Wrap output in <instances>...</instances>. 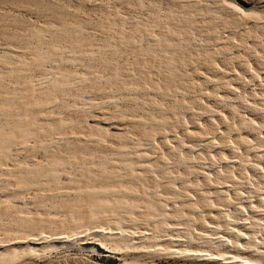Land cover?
Returning a JSON list of instances; mask_svg holds the SVG:
<instances>
[{"label":"rangeland","instance_id":"1","mask_svg":"<svg viewBox=\"0 0 264 264\" xmlns=\"http://www.w3.org/2000/svg\"><path fill=\"white\" fill-rule=\"evenodd\" d=\"M236 5H237V7H234ZM240 8H242V10L238 11ZM38 51H40V52H38ZM33 60H36L39 63L36 64L35 62H33ZM30 61L33 63H31ZM263 69H264V0H0V105H1L0 106V128L2 130H4V132L6 133L9 129L16 130L18 127H23L24 123L26 126H28L27 123H29V117L31 119V117L34 116L33 114L39 113V111H34L33 114L28 113L29 115L32 114V116L28 115V119L25 118V117H27L26 116L27 111L25 110V108L22 105H21L22 106V108H21L20 101L25 99L24 96H26L25 94L27 93V91L25 89L27 86L36 87L35 94H37V95L34 94V96H35L34 100L36 103L39 102V100H40V98H38V96L40 95L38 93V90H40V92H43L45 100H47V101L40 100V102H41L40 104H42V103H43V105L45 104L44 105L45 107L43 106L42 112L40 110V112L42 113V114L40 113V116H39V114L38 115L36 114L38 116V118H40V119L36 118V116L32 117L33 119H35V121L32 120V122H37V121L43 120L44 122L42 121V123H44V124H42V125L45 127L48 125V127H46V131H47V128L49 130V128H51L52 126L53 127L51 129H53L56 126V123L58 125V122L55 123V121L60 122V120H62V121H64V125H65V126H63V124H62L63 122H61V124H62L61 126H63L62 128H64V129L61 128V130L63 132L61 130H57L56 129L57 127H55V129H53V130H57V131H51V133H50L49 132L50 130L45 132V130H44L45 127L39 128V127H42L41 122H40V126L38 124L39 122L37 123V125L31 123V126H33V125L37 126V129H36L37 132L33 129L36 126L30 127V125H29L28 128L29 129L31 128L32 130H34L33 132H35V133L32 132L33 134L31 133L29 136H27L26 135L27 133H26L23 137H21V138L19 137V140H17V141H20V143L25 141L24 143H22L25 145L28 144V141H29L28 145L30 147L29 146L26 147V146H24L22 144H18V143L11 146L10 145V144H12V142H11L9 144V146H11V149L8 147L10 149V150H8V152L11 150H13V151H11L9 153L6 152V153H8V155L10 154L8 156L10 158V160H9V158H7V156H6L7 154L5 155V157L7 159L5 157H3L5 159L0 158V166L1 165L5 166L3 163H1L2 161L5 162L6 165L8 164L7 165L8 168H7V166H5L7 169H5V167H3V166L0 167V172L2 174V175L0 174V215L2 214V216H0V225H1L0 226L1 227L0 228V236H1L0 237V252L4 251L3 248L7 247V245L10 246L13 243H16L18 241L23 240L24 238H28V236L31 238H36V234L39 235L40 232L43 234L46 233L47 235L46 234H44V235L49 237L50 232L53 233V231L57 232V230H58L57 226L59 227V225H57L55 222L56 218H57L56 221L58 224H60L59 223L60 221H62V224L65 222L64 224H65L66 229H63V230H69V225H70L69 222H71V220H74L75 217L72 216L70 219V214H68V217H66V214L68 212L67 210H68V208H70L68 206H71V207L73 206L76 209H79L80 207L82 208V205L86 202V199L88 198L87 194H89L90 192L93 191L92 187L96 186L95 190H99V189L101 190L102 188H100L99 186L102 183L103 184L106 183V185H104V189H106L107 186L112 188L111 185L114 184L113 187L115 189L117 188L115 191V192H117L118 187H119L118 184L120 185L124 179H126L125 180L126 182L123 181V184H121V185H122V187L124 185L126 187L121 188V185H120L119 188H121V189L126 188L127 190H120L121 192L118 190V193H115L116 195L114 193L112 195L110 194L109 197L111 196V197H113V199H111V197L109 199V197H108L107 201L109 200V203H111L112 202L111 200H113L114 203L110 204L111 205L110 208H112V205H114L113 208L114 207L116 208V205L118 202L116 203L114 201V197L117 196V198L121 200V198L124 194L125 195L123 197H126L129 194V196L131 195L130 198H132V199L127 198L128 196L126 197L127 200L125 198H122V200H124V199L126 200L125 203L122 201L125 208L122 206L123 204L119 203L118 205H120V206L117 205V209L119 207H123L124 209L119 208L118 209L119 211L118 210L115 211L116 209L114 210L112 208V211L116 212V214L114 213L115 215L113 213H111L110 211L108 212V213H111L113 215L112 216L110 215L111 216L110 217L107 214L109 217H106V218H107L108 222L110 221L108 218H110L113 222L110 221L108 223L106 219H103V220L98 219V221L101 220L102 223H101V221L98 222L97 220H95L94 222L91 221V222H89V224L87 223L89 226L86 224V229L89 228V233L92 230H94L95 228L98 229L99 226L100 227L103 226L104 228L105 227L108 228L107 224L109 225V227L114 228L116 226V224H118L117 221L121 222V219H119V218H122V215H123V217L126 216L125 218L122 219L123 220L122 222L126 223L125 224L126 229H123V228H125V226L123 225L124 227H122V224H120V227H119V225H117V227L114 228L115 229L114 231H116L119 227L118 230L121 233L123 231V233L129 234L130 232H134L136 230V227H138L137 225H139L140 223H143L142 221H145L144 217H142L141 221H139L141 216H143L145 214L147 217H149L151 215L153 216V214H151L152 212H154V213L157 212V214L155 213L156 215H154L153 218L152 217L147 218L144 215L147 218L145 222H147V220L149 219L148 220V221H150L149 226L152 227L151 225L154 226L157 222H160V220H161V222H163V221H165L166 218L170 217L173 214L172 219H170L171 218L170 217L169 219H166L165 223L163 222L165 229L162 227L163 225H161L162 224L161 222H160L161 224L158 223L160 225L159 227H162L163 229L161 228L162 229L161 232H158L156 235L159 237H162L163 234H165L164 232H166L168 234V235L165 234L162 237V239L164 240V242H162V244L165 243L164 245H166V243H167L165 239H168L171 236H172V238L175 237L174 239H177L178 242L174 248L178 249L180 247V249H178V250H181V252H183L182 250H185L184 251V253H185V252H188L191 248H196V247L203 249V250L205 249L204 251L206 253H207V251L209 253H211V252L215 253V251L218 252L219 250H220L219 252H221L222 249H220L219 247H216L217 244L214 245L215 247L214 246H211V247L205 246L204 247V244L201 243V241H200L202 239V242H203L204 239L200 238L198 233H200V231H205L204 232V234H205L207 231L208 234L206 233V235L211 234L210 237H212V238H215L214 235H216V237H217V235L219 236L220 234L225 235V236L228 234L227 237L231 238L233 235L234 237H232V239H234L235 237H237L238 233L236 231L233 232V233L236 232L235 235L233 233H230V231H229L230 228H231V230H234L236 228V230L240 229L242 232L245 231L243 233H245L246 235H248L249 232H250V234H253V235L249 234V236H247L245 238L244 237L239 238L240 242L244 243L245 240H248L252 243V242H254V240L256 238L255 244H257V247H258L260 245L259 242L264 241V239H262V238H264V229H263L264 226H262L264 224V169H263L264 168V111H263L264 110V70ZM5 72H7L8 74H6ZM19 73L21 74V76ZM3 75L7 78H4ZM210 77H211V80H210ZM18 80H19V82H18ZM33 82H35V83H33ZM23 84L24 85L27 84V85L24 86ZM18 85H19V87H18ZM48 88L49 89L51 88V89L48 90ZM57 88H59V89H57ZM21 90H22V92H20ZM42 90H44V91H42ZM52 90H54V91H52ZM210 91H211V93H215V94L220 93L224 99L221 97V99L219 100L221 102L215 101L214 98H212V95H214V94L211 95ZM208 92H209V94H208ZM49 93L51 95H49ZM13 96H14V98H13ZM16 97H18V98H16ZM37 98L39 100H37ZM18 99L20 101H17ZM15 100H16V102H15ZM222 100H224V101H222ZM8 101L12 102L11 103L12 105L9 104ZM18 102H19V104H18ZM48 102H50L51 104ZM40 104L38 105L39 107H41ZM13 105H15V106H13ZM234 105H236V106H234ZM16 106L18 107V110L16 108H14ZM19 108L24 109V110H21ZM204 109H206V111ZM197 110H200L201 112L197 111ZM257 110L259 111V113ZM17 111H19L20 113ZM23 111H25V114L23 113ZM18 113H19V115L21 113H22V115L24 114L25 117H23L22 115L19 116ZM160 116H162V117H160ZM240 117H242V118H240ZM83 118H85V119L82 120ZM19 119L20 120L23 119V121H22L23 125H21V121ZM161 119L165 123H163L161 121ZM24 120H25V122H24ZM153 120H155V121H153ZM168 120H170V121H168ZM254 120H255V122L258 121L257 124H255ZM91 122H93V123H91ZM86 123L87 124L90 123L91 125L92 124H94V125L87 126ZM18 124H20V125H18ZM199 124H200V126H199ZM25 125H24V127H26ZM85 125H86V127H85ZM245 125H247V126L251 125V126L247 127ZM253 125H254V127H253ZM204 126H206V127H204ZM236 126H238V127H236ZM158 127H159V129H158ZM59 128L60 127H58V129ZM95 128H97V129L95 130ZM31 129H30V131H31ZM39 129L40 130L42 129V131L44 130L45 133L40 131ZM38 131H39V133H38ZM59 131H61V132H59ZM158 131H160V132H158ZM9 132H11V130L8 131L7 133H9ZM188 132H191V133L189 134ZM200 132H201V135L203 136V134H204V137L206 136L207 139L202 137L200 135ZM29 133L30 132H28V134ZM143 133H144V135H143ZM149 133L151 134L152 139L150 138ZM205 133H207V135ZM257 133H258V135H257ZM116 134L118 137L116 136ZM140 134H141V138H140ZM154 135H156V136L154 137ZM25 136H26V139H24ZM143 136L147 137V138H144ZM241 136H243V137H241ZM127 137H128V139H127ZM129 137L131 140L129 139ZM136 137H138V138H136ZM175 137H176V139H175ZM178 137H180V138H178ZM197 137L199 140H197ZM15 138L12 139V141L14 140L13 143L16 142ZM243 138L245 141L242 140ZM201 139H202V141H201ZM126 140H128V141H126ZM137 140H139V141L141 140V141L139 142ZM142 140H143V142H142ZM178 140H179V142H181L183 140L185 142L184 141L181 142L182 146H180V143L178 142ZM190 140H194V141L190 142ZM124 141H126V143H124ZM171 141H172V143H171ZM50 142L52 144H50ZM192 142H195V143H192ZM241 142L244 145H242ZM40 143H41V145H39ZM45 143H46V145H45ZM48 143H49V145H48ZM166 143L167 144L171 143V145L169 144L170 146L168 145L169 147L168 146L166 147ZM185 143H186V145H185ZM190 143H191V145H193V147H190L189 145H187ZM118 144L121 145L120 148H122V146L126 144L127 146H124V149H126V148L127 149L126 150H124V149L121 150L120 148L118 149ZM133 144L134 145L136 144V146H134ZM249 144H250V146H249ZM19 145H21L20 146L21 148L19 147ZM50 145H52L53 148ZM98 145H100V146H98ZM128 145H131V146L133 145L131 147V149L133 147L134 148L137 147V148L141 149L140 150L141 152L143 151V153H144V151L146 150L145 152H148V153L151 152V154L152 155L154 154V156H150L151 154L148 155V153L146 155L142 153L143 155L146 156L143 158L142 154H140L141 152L139 151V149H136V150L132 149L133 152L129 149V151H131V153H133V154H130L127 151L128 148H130ZM178 145H179V147H178ZM219 145H221V146L217 147ZM14 146H15V148H14ZM47 146H50V148ZM58 146H59V149H61L59 151L57 150ZM70 146L71 147L76 146V148L72 147L75 150L74 153H73L74 150ZM142 146L145 147V149L141 148ZM156 146H157V148H156ZM173 146H175V148H177L178 151H177V149L173 148ZM42 147H43V149H42ZM45 147H47V149ZM55 147H57L56 153L61 154L60 157H62V155H63L64 157H62V158L65 160V162H64V160H62V158L61 159L59 158L60 161L54 160V159H57L56 157H58L57 155H55L56 154L55 153ZM89 147L91 148V150ZM235 147H236V149H235ZM238 147H240V148H238ZM23 148H25V149H23ZM31 148L33 150L34 149L35 150L33 151ZM85 148H86V150H85ZM15 149H17V150L15 151ZM52 149L54 150V154L52 153V151H53ZM76 149H77V153L78 152L81 153V149L82 150L84 149L83 151H85L86 156L87 157L89 156L91 158L90 159L88 157L90 162L87 158H84L86 156H85L83 151L81 153L83 155L78 154L77 157L82 156L83 160L86 161L85 159H87L88 162L87 161L82 162L81 161L82 158H81V160L80 159L78 160L76 155H75ZM208 149L210 150V152ZM117 150H121L122 153L120 151H117ZM150 150H152V151H150ZM246 150H248V151L250 150V151L248 152ZM14 151L19 153V154L16 153V155H15ZM60 151L63 152L64 154L68 155V156L64 155ZM114 151H115V153H114ZM126 151L128 152L129 156L134 155L135 157H133V156H132L133 158L127 157L128 158L127 159L126 156L124 157V153H126ZM167 151H168V153H167ZM169 151H170V154H169ZM103 152H104V154H103ZM116 152H119L121 155L123 154V158L121 156H119V154ZM179 152H181V154H183V155L185 154V156L182 155L183 156L182 157L181 155H179L180 154ZM0 153H1L0 157L4 156V155H2L1 151H0ZM23 153H25L27 155V157ZM71 153H73V156ZM137 153H138V155H141V156H139L140 158L137 156ZM174 153H177V155ZM3 154H4V152H3ZM11 154L13 156H11ZM30 154H32V155H30ZM115 154H117V155H115ZM164 154H165V156H164ZM186 154H188L189 158H187L188 156ZM256 154H257V158H256ZM17 155H18V157H17ZM53 155H54V157L55 156L56 157L54 158ZM168 155H169V158H168ZM200 155H201V157L203 155V157L201 158ZM198 156L201 158V160ZM212 156H214V157H212ZM21 157H23V158H21ZM65 157L66 158L69 157V158L66 159ZM71 157L74 159L71 160L70 159ZM92 157L95 158L93 163H92V161H93ZM116 157H118V158H116ZM148 157H152V158L150 159ZM173 157L176 158V160L178 162L176 160H172V159H174ZM190 157H192V158L194 157L197 159L195 161L194 158H193L194 159L193 160ZM18 158H20V159H18ZM24 158H26V159H24ZM112 158H114L115 161L117 159L118 163L121 161V159H123L124 161L126 160L125 161L126 164L128 163V160H132V159H133L132 161L135 160V162L129 161L130 164L128 163L127 167L137 163L135 165L137 168L135 166H133L137 170H135L133 167L131 168V170L136 171V173H135V171L134 172L132 171V174L135 173V177H137V178L135 179L134 175L132 176L130 172H127V173L125 172V169H126V171H131V170L130 169L127 170V167H123V165L125 164V163H123L124 161L120 162V163H122V165H120L116 162L118 164L116 166L115 165L116 163L114 164L115 161ZM142 158L145 160L143 161ZM179 158L181 159V161L178 160ZM182 158L184 160H182ZM186 158L189 160H185ZM23 159H24V161H23ZM75 159H76V161H75ZM140 159H142V160H140ZM146 159H147V161H150L151 163L147 162ZM190 159H192L193 161ZM6 160H7V162H6ZM50 160L52 163H54V165L56 164L55 163L56 161L57 162L59 161L58 162L59 165L58 164H57V166L55 165L57 168H55L56 173L54 174V175L58 174L59 177H57V175H56V177H57V179L60 178L59 180H57L55 176H54V178H55L54 179L51 175L48 174L49 169L52 167H55V166H51ZM69 160H70V162H69ZM77 160H78V162L79 161L81 162V163L80 162L79 163L82 164V166H79L80 164L77 162ZM112 160H113L112 164L115 166H113L111 164ZM154 160H155V162H154L155 164H152V162ZM156 160H159V161H156ZM202 160H204V162H202ZM14 161H16V162L21 161V163L23 162V165L19 162L21 164V167H20L17 165L18 163H14ZM66 161H67V163H66ZM71 161L72 162L75 161V162L71 163ZM141 161L145 162V163H143L145 165H147L146 162L150 163L152 165H147L148 166L147 167V166L141 164L142 163ZM162 161H164L165 163ZM186 161H187V163L189 162L188 165L191 164L192 166H195V168H196V166H198L200 169L199 170L200 173L198 171H195V168L193 169V167L191 165H189V168L193 169L195 172L193 173V172L189 171L188 166L186 167L187 163L185 164ZM11 162L14 164L13 167H16L15 169H17V170L21 169L20 170L21 174H20V171L16 170V172H17L16 174L18 176L15 174V170L12 167ZM61 162L62 163L64 162L66 164L63 166L62 165L60 166ZM68 162H69V164H68ZM103 162H104V164H103ZM38 163H39V165H38L39 167L36 165ZM41 163L42 164L44 163V166ZM76 163H77V165H76ZM83 163L85 164L87 169L84 168ZM90 163H91V165L93 164V167H91V165H89ZM159 163H161V164L159 165ZM176 163H178V166ZM214 163H215V165H213ZM94 164H96L95 167H94ZM98 164H100V165H98ZM139 164H141L142 167H140L141 165H139ZM196 164H198V165H196ZM255 164H257V165H255ZM9 165L12 167V169L14 171L10 170L11 167ZM26 165H27V167H26ZM33 165H36V167H38V168L33 167ZM45 165L47 166L46 168L48 169L47 172L45 171L46 169H44ZM97 165H98V167H97ZM102 165H105V169ZM137 165H139V166H137ZM201 165H202V167H201ZM254 165H255V167H254ZM259 165L261 166V171H259L260 170V167H258ZM17 166L19 169L17 168ZM76 166L77 167L79 166L78 169L82 173H83L84 169L86 172V170H88L89 168L90 169L92 168L93 171L95 168V173H96V171H98L97 169H99V171L104 170L103 171L104 175H105V173H109L108 171L111 172L112 171L111 169H113L115 167L113 169L114 172L112 171L110 173L111 178H114V179L116 177L114 175V173H116V171H117L116 167H118V169H120V166H121V167L125 168L124 173L122 172L123 168H121L122 171L121 170L117 171L120 174L116 173V175L121 176L123 174V176H124L126 173L127 176L129 175L128 178L130 177V175H131V177L128 179L127 176L125 175L126 178L121 180V177L118 176L116 179L121 181L120 183L117 180L114 182H113V180H110V182L107 181L109 183L107 185L105 178H104V181L102 180L103 179L102 176H104L103 172H101L102 173V175L100 176L101 178H97V177H99V174H101V173L98 172V174L96 176V174H93L94 172L92 171V169L91 170L89 169L91 172L89 170H88L89 172L88 171L87 172L89 174L91 173V175H89L88 173H87L88 175H86V173L85 172L84 173L87 176V178L89 177L88 181H89V179H90V181L89 182L86 181L87 179L85 178V175H83V177H84L85 182L86 183L88 182L87 183L88 186H90L89 183H91L92 187H91L90 192L84 193L83 189H84V191H85V189L89 190L90 187H88L86 185V183H84L83 181L80 182L81 181L80 178H82V173L78 172L79 170L77 169ZM106 166H109L111 169L108 168L109 169L108 170L106 168ZM144 166L147 170L149 169V166H150V168H151V169H149L150 170L149 171L150 176L148 174H145V172L147 173V170L144 168ZM152 166H153V168H152ZM41 167L43 168L44 171H41V169H42ZM138 167H140V168H138ZM183 167H186V168L184 169ZM26 168H27L29 173L27 172ZM28 168H30V169H28ZM197 168H196V170H198ZM202 168H203V171H201ZM3 169L5 171H3ZM22 169L24 171L26 170L25 172L28 173V175H26V173H25V176H24V171ZM31 169H33L34 171L40 170L41 172H40L39 176L34 171H32ZM62 169H64V170H62ZM115 169H116V171H115ZM141 170L144 172L145 175L143 173H141L144 176L139 174L140 173L139 171H141ZM169 170H171L172 172ZM180 170L182 172V173L180 172V175H182V174L185 175V176H183V175L181 176V177H183V179H181L179 174H177L178 171H180ZM57 171H58V173H57ZM64 171L65 172L67 171L68 173L67 172L65 173ZM137 171L139 172L138 174L142 176V177L139 176V177H141V179H138L139 177L137 175ZM216 171H218V172H216ZM11 172H13V173H11ZM74 172H75V174L71 176V174H73ZM121 172H122V174H121ZM183 172H186V173H183ZM197 172H198V174H197ZM230 172H231V175H230ZM18 173L20 175H22V173H23V175L20 176ZM32 173H34L33 176H32ZM42 173H44V174H42ZM76 173H78L79 175L81 174V177L79 178L78 174H77L76 178L74 177V179H75L74 180V179H72V177L75 176ZM161 173H163V174H161ZM173 173L177 174V175H174ZM215 173H216V175H215ZM5 174L7 176L8 175L10 176V177H7L8 180H7V178H5V176H6ZM12 174H13V176L16 175L17 178H15V177L11 178ZM46 174H48V177L50 176V178H48V179L45 178L47 176ZM92 174L96 177L92 176ZM112 174L114 175V177L112 176ZM223 174H224V176H223ZM107 175H105V176H107ZM146 175H148V176L146 177ZM226 175H228V176H226ZM1 176H3L5 179ZM19 176L22 178L20 179ZM23 176L25 178L32 176L30 179L29 178L27 179L28 183H26V184H28V186H26V185L24 187L21 186V185H23V183L20 182V180L23 181V178H24ZM40 176H41V178H40ZM42 176H44L45 180H43ZM123 176H122V178H123ZM151 176H155L156 179H154L155 177H152L154 179V180H152ZM198 176H200L199 177L200 179L198 178ZM208 176L210 178H208ZM33 177L34 178L36 177L37 181H36V179L34 180ZM51 177L56 182H54L51 179ZM69 177H71V181L74 180L76 182L75 185H73L74 184L73 181H72L73 182V184H72V182L68 180V179H70ZM93 177L96 180L95 179L93 180ZM144 177H146V178H144ZM173 177L176 179H174ZM179 177L181 179L180 180L181 184L179 183ZM206 177H207V180H206ZM232 177H233V179H232ZM9 178L15 179V180L20 179V180L19 181L17 180V182H16V181L11 180ZM91 178H92V182L93 181L96 182L98 180H100L98 182H101V180L103 182L99 183V184H98V182L92 183ZM131 178H134V180L138 181V182L137 181L135 182L136 184L141 183V185L139 186L137 184V186H135L136 184L132 183L134 181ZM161 178L164 180H162ZM171 178H173L174 181ZM196 178H198V180ZM50 179L53 182H49V181H47L48 183L45 182L46 180H50ZM9 180H10V182H9ZM41 180L44 181V183L47 184V186H45V184L42 186L43 183H41V188H38L39 185L37 187H35L37 185L35 182H38V184H39V182H42ZM139 180H141V181H139ZM151 180H152V183L150 184ZM175 180H177V181L175 182ZM183 180H185L186 183H184L185 181H183ZM30 181L34 182V184L32 185L34 187L31 186L32 189H31V187H29V185H31V184H29ZM57 181H60V184L63 182V184L60 185L61 187L59 185H58L59 187L57 186L59 189L56 187H55L56 188L55 189L53 187V186H56L57 184H59V182H57ZM66 181H67V185H66ZM145 181H147V182H145ZM153 181L154 182L156 181L157 183H154ZM188 181H189V183L190 182L191 183L189 184ZM200 181H202V182L200 183ZM221 181H222V183H221ZM230 181H231V183H230ZM3 182H4V184H3ZM18 182L22 183V184L20 185ZM33 182H30V183H33ZM78 182L84 183L83 188L81 186L82 184H80V183H79L80 185L77 184ZM143 182H144V184H143ZM216 182H218V183H216ZM233 182H235L234 187H233ZM16 183H17V185L19 184L20 186L16 187ZM51 183H53V184H51ZM54 183H56V184H54ZM116 183H118V184L116 185ZM125 183H128V184L130 183L129 184V185H131V186H129L130 188L132 186L135 187V190L131 189V190H133V192L136 191L138 186L140 188L142 186V190H141L142 193H143V189L146 191L147 190L150 191L151 188H153L155 190L154 191L152 189L154 191V193L156 194V192H157L159 194V196H156L157 195L156 194L155 195L156 197H155L153 195V191L151 190V192H146V193L147 194L152 193V196L150 194L149 198L154 196L153 198L154 199L156 198V200H154L153 198L146 200V198H148L147 197L148 195L146 196V195L142 194V195H144V198H143L141 196V193H137V192H141V191L137 190L135 193H137L141 196L140 198H138V195L133 194L132 191H131L132 194L130 193L129 188L127 187L128 184H125ZM192 183L196 184L194 186L196 188L193 187ZM219 183H221V184H219ZM97 184H98V189H97ZM103 184H102V187H103ZM166 184L168 186L172 185L171 186L172 189H175V186H176L177 187L176 189H179V190L181 189L180 190L181 192L185 189L183 191V196H182V194H181V196L179 194L180 197L177 196V194L179 193L178 190H171L170 189V191H172V192L169 191L170 193H174L176 191L177 194L176 195H175V193L173 194V195H175V198H174V196L172 197V194L169 193V195H171V196H169L170 197V199H169L168 193L166 196V190L167 189L169 190L170 187L168 188V186ZM191 184H192V187H191ZM199 184H202V185H199ZM214 184H216V186ZM217 184H218V186H217ZM222 184H225L226 186L225 185L222 186ZM237 184H239V185H237ZM260 184H262V185H260ZM9 185H10V187H9ZM84 185H86V186H84ZM146 185H148V186H146ZM212 185H214V186H212ZM229 185H231L232 187ZM77 186L79 187V189L81 187L82 191H81V189L79 190L78 188H76ZM115 186H117V187H115ZM20 187L22 189H20ZM62 187H64V188H62ZM94 187H93V189H94ZM109 187H107V188H109ZM134 187H132V188H134ZM201 187L203 190L205 189V191H203L201 189ZM17 188H18V191L20 190V192H18L16 190ZM25 188H26V190H23ZM140 188H138V189L140 190ZM188 188H189V190H188ZM221 188H223V190ZM225 188H226V190H225ZM61 189H62V191L60 192ZM192 189L195 190L196 192L193 191ZM206 189L209 191H207ZM8 190L9 191L11 190L12 193H13V190H15V193H13V195H10L12 193L11 192L9 193ZM77 190L81 191L83 194L79 193V191H77ZM168 190H167V192H168ZM218 190H219V192H217ZM220 190H222V191H220ZM259 190H260V192H259ZM122 191L123 192L126 191V192L121 194ZM85 192H87V191H85ZM119 192H120V195H119ZM127 192H128V194H127ZM184 192H186V194L188 193L190 198H191L192 194L194 196L195 193H197L195 195L196 198L191 199V202H192V200L194 201V202H192V203H194V205L192 203H189L190 198L187 197L188 195L185 196L186 194ZM189 192L191 193V195ZM198 192H199V195H198ZM201 192H202V195H201ZM205 192H207V194ZM213 192H215V193H213ZM46 193H47V195H46ZM217 193H218V195H217ZM229 193H231V194H229ZM160 194H163L164 195L163 197H166L167 199L163 200L165 198H163L162 195H160ZM113 195H115V196H113ZM132 195L137 197V199L134 198ZM197 195H198V197H197ZM219 195H220V197H222V196L223 197L220 199ZM225 195H227V197ZM229 195H231V199H230ZM34 196H35V199L33 198ZM120 196H121V198H120ZM200 196H202V198ZM204 196H205V198H204ZM232 196L234 197L233 199H232ZM236 196H237V198H236ZM83 197H86L85 201H84ZM157 197H159L160 200L157 199ZM178 197H179V199H178ZM182 197H185L186 199L184 198L185 199L184 200ZM171 198H174V199H171ZM176 198L178 199V201H174V200H177ZM118 199L115 198V200H118ZM133 199L135 200V202ZM143 199L146 203H149V200H151V202H152V199H153L152 203H154V201H155L158 204V208H157L158 210L155 209L157 206H154L150 202L152 204V206H154V208L151 207L152 210H154V211H152V212L148 211V209L150 208L151 205H150V203L149 204L144 203ZM214 199H215V201H214ZM218 199H220V200H218ZM224 199L227 202H225ZM136 200L139 202H137ZM157 200H159V201L162 200L163 202L166 201L165 206H164L165 203L164 204L162 203L163 204L162 207H164L162 209H166L165 207L169 206L172 203L171 200L174 201V203H175L174 207L176 208V205H177V208H176L177 211L173 207L174 203H173V205H170L174 209L173 208L171 209L170 206H169L170 208L167 207L168 210L171 209L170 212L167 209L162 211V209H160L161 206L159 205L162 201L160 203H158L159 201H157ZM196 200H197V202H195ZM203 200L206 201V202L204 201V204H203ZM208 200H210L213 203L214 207L216 205L218 209H214L212 203L208 202ZM168 201H169V204H168ZM184 201L187 202L185 204L188 205V203H189L192 207L189 208L188 207L189 205L188 206L184 205V203H183ZM201 201H202V204H201ZM14 202L17 204H15ZM72 202L76 205H74ZM234 202H236V203L234 204ZM251 202L253 204L256 203L257 206L255 205L256 207H254V206L252 207ZM4 203H6V204L4 205ZM11 203H13L11 205L12 208L15 206V209L11 208V206H10ZM109 203L107 202L108 206H109ZM178 203H180L181 206L183 205L184 208H185V206L188 207V209L190 211L187 208L182 209V207ZM206 203H207V205L209 203H211V205L209 204L211 207L210 206L207 207ZM1 204H3L2 206L5 209L2 208ZM87 204H88V202H86V205L83 207L88 208L89 206H87ZM16 205L20 206L21 208L17 207ZM139 205H140V207H139ZM203 205L206 207L205 208L206 210L204 209V207H202ZM221 205H223L222 207L225 210L221 208ZM228 205H230L229 207L231 210H229V207H227ZM8 206H10V207H8ZM126 206H128V207H126ZM16 207L19 210H22V208H24L25 210L23 209L22 211H24L25 213L24 212L23 213L26 215L28 213L27 216H29L30 214L33 215L35 213V212L33 213V211H35V209H36L35 216L37 217V212L41 213L42 216H40V218H42V219H44V217H45L44 212L46 211L48 216L50 214V217L46 216V220H47V217L52 218V220H54L53 222H55V223H53V222H52L53 224L49 223L51 226L48 223L47 224L45 223L46 225L43 224L44 225L43 227H41L42 224H40V227H39L38 224L41 221L39 222V221L35 220L36 217H34V215L33 216L31 215L33 217V220L38 222V223L36 222L38 226L36 225V223L34 221H32V225H33V223H35L34 225L37 226V228L33 225V227H35V228H33L31 231L30 229L32 228V226L29 225L31 223H30V220H28L29 221V223H28L29 229H27L28 231L26 230V234L27 233H29V234H28V236H25L26 234H23V231H25L27 226L22 225V224H24V222H22L21 220L26 221L28 218L32 220V218H31V216L24 217L26 215L23 216V214L21 213L22 211H18V209ZM63 207H65V208H63ZM179 207H181V208H179ZM196 207L197 208L202 207V208L200 210L198 208L199 211H197ZM234 207L236 209H234ZM242 207L245 209L242 210ZM259 207L261 209H263V211H260ZM1 208H2V211H1ZM142 208H146L147 212H146V210H144ZM192 208H194V209H192ZM9 209H11V211ZM29 209H32V210L34 209V210L31 212V210H29ZM65 209H67V210H65ZM82 209L79 211L84 212L85 210L84 209L82 210ZM203 209H204V214H203ZM211 209L213 211H211ZM238 209H240V210H238ZM256 209H258L259 211ZM38 210H40V211H38ZM121 210H122V213H120ZM141 210H142V212H144L143 215L140 214ZM160 210L163 212L164 216L166 215L165 217L163 216V218H161V219H160V217H162L163 214L161 213ZM207 210H208V212L206 213ZM237 210L240 212L238 213ZM158 211H160V213L162 215L160 213H158ZM166 211H168L171 215L168 212H167L168 215L166 213H164ZM185 211L186 212L188 211V213L189 212L191 213L189 215L190 218L186 217V216H188V214ZM19 212L21 213L20 219L22 218V216L24 217L21 220L19 219V217H17V216H20V215H18ZM83 212H81V213H83ZM149 212H151V213L148 216ZM171 212H173V213H171ZM174 212H176L175 215L178 214L177 212H179V214L176 215L177 218H175ZM182 212L184 213V218H182V214H183ZM199 212H201L203 215H206V216H204L206 218L209 217L210 215L211 216H210V218H207L208 219L207 220L206 218L202 217L203 215ZM211 212L214 214H212ZM226 212L229 215L227 214V217H223V214L225 216ZM258 212L260 213L259 215H258ZM46 213H45V215H46ZM185 213L187 215H185ZM198 213H199V215H198ZM217 213L220 215L217 216ZM241 214H242V216H241ZM244 214L246 215V217H248V219L250 218L249 216L253 214L251 216V218L253 217V220L252 219H250V220H251V222L252 221L254 222V220H255L254 218H256V219L258 218L257 223L255 224L252 222L254 224V225H252L250 220L245 218ZM15 215H17V216H15ZM119 215L121 217H119ZM127 215L129 216V218H132L133 216H137V218L133 217L132 221H131V219H128V220H130L129 221L130 223L135 220L134 218L138 219V223L136 225H135V223L137 220L135 222H133L135 229H133L134 227H133L132 223L130 225L131 227L128 225L129 223L126 220V218H128ZM131 215H133V216L130 217ZM138 215H140V217ZM191 215L196 217L195 219H197L198 216H200L201 218L199 217V219H200L199 221H198V219L195 221H192V220H194L193 219L194 217H192ZM196 215H198V216H196ZM212 215L213 216L215 215L216 218H215V216L212 217ZM101 216H100V218H101ZM156 216L160 220L155 219V218H157ZM180 216L182 218V219L180 218L181 221L179 219ZM260 216H261V218H260ZM97 217H99V215ZM113 217H114V220L112 219ZM173 217L175 218L174 220H173ZM211 217L214 219L215 222L217 221L219 223V220H220L219 224H221L220 225L221 227H219L218 229H220V228H222V229L218 230V229H215V228L208 226L209 223H211V226L215 225L212 222L213 219H211ZM235 217L238 219L236 220ZM11 218H12V221H11ZM14 218H16L17 222L20 221L21 224H20V222L19 223L15 222ZM53 218H55V219H53ZM61 218H62V220L59 221V219H61ZM68 218L70 219V221ZM115 218H116V220H115ZM225 218H226V220H225ZM229 218L232 220H230ZM242 218H243V220H242ZM124 219H125V221H124ZM151 219H154L155 222H154V220L152 221ZM162 219H163V221H162ZM178 219H179V222L176 223V221H178ZM188 219H191V220L186 221ZM209 219H211L212 221ZM5 220L6 221L8 220V221L6 222ZM64 220H66V221H64ZM182 220H185V221H182ZM223 220H224L225 224L223 223ZM228 220H229V222H228ZM244 220H246L247 223H246V221L244 222ZM9 221L12 223H10ZM196 221L198 224L194 223ZM259 221H261V222H259ZM5 222H6V224L8 223L7 224L8 226L5 224ZM152 222H154V224ZM167 222L169 223V225H171V224L173 225V222H175L176 225L174 224L175 226L173 228H172V225L170 226L171 228L170 227L167 228V226H166V225H168ZM185 222L186 223L187 222H193L194 224H197V225H189V227L187 228L188 223L186 224V226H183V225H185ZM199 222H201V223H199ZM227 222H228V224H227ZM255 222H256V220H255ZM113 223H114V225H113ZM202 223L204 226L201 227ZM222 223L224 226L225 225L226 226L224 227L222 225ZM258 223L260 225V228H259ZM11 224H12V229L10 230ZM19 224L22 225L23 228H24V226L26 228L23 229ZM55 224H56V227H55ZM66 224H68V225H66ZM180 224H182V227ZM111 225L114 227H112ZM177 225H179V227H181V228H177L178 227ZM229 225H231V227H229ZM244 225H245V227H244ZM255 225H257V226L255 227ZM149 226H148V228H149ZM247 226H248V230L246 229ZM19 227H21V229H22V232H21L22 236H20L21 230ZM159 227L156 228V232L158 231L157 229H159ZM223 227L225 228V230H227L226 228L229 227L228 230L226 231V234H225V230ZM4 228H5V230L9 229L8 230L9 232L11 231L10 234H8V235L12 234L11 237L10 236L7 237L8 236L7 232L4 233L5 230L2 231ZM129 228H131L132 231L129 230ZM182 228L184 229V231ZM241 228H243V229H241ZM253 228H254V230L256 228V231H254ZM40 229H42V230H40ZM121 229H123V230H121ZM188 229L190 231H188ZM208 229H209V231H208ZM258 229H259V231H262L260 233L263 236H260V234H258L259 233ZM18 230H20V231H18ZM49 230H50V232H49ZM81 230L87 231V230H85V225H84L83 229H81ZM146 230H148L149 233H151L150 229H146ZM180 230H181V234L179 233ZM192 230L194 232H192ZM196 230H198V232ZM212 230H213V232L210 233ZM222 230H224V231H222ZM12 231H14V233L16 232V234H14ZM59 231L60 230H58V232ZM108 231H110V230H108ZM119 231H117V232H119ZM159 231H160V229H159ZM176 231H178V232H176ZM185 231L188 234V236H186L187 234L184 235ZM220 231H222V233H224V234H222ZM252 231L255 233H253ZM170 232H173V234H171ZM191 232L193 234L194 233L195 234L193 235V234H191ZM216 232H217V234H216ZM256 232H258V233H256ZM159 233L161 234V236ZM2 234H5V235L2 236ZM176 234H177L178 238H176ZM166 235L169 237L167 238ZM255 235H257V236L254 238ZM94 237H96V238H94ZM238 237L235 238V240L236 239L238 240ZM258 237L260 240L258 239ZM16 238H18L19 240ZM182 238H184L185 240H183ZM198 238H199V240H198ZM249 238H252V241ZM37 239H39V238H36V240ZM40 239L37 240L38 242H40L39 246H37V247H39L40 250L37 251L36 253L39 252L38 255L41 253L42 254L44 253L42 256L41 255L36 256L35 255L36 253H35L34 255L33 254L28 255L27 254V257H25L26 255L24 254V257H21L22 258L21 259L18 257V256L23 255V254L20 255L21 253L15 254L14 256H12L11 252L8 253V251H4L5 253H3V255H1V256H5L4 254L8 253L10 256L8 254H6V255L10 259L7 256L0 257V264H11V263L12 264H124V262H125L124 259L129 256V254L127 252H124V251L122 252L121 251L122 249L120 250L121 247H119V249L114 247L112 241H111V243H108V242H110L109 239L101 238L100 236L97 237L96 235L93 236V235L88 234L82 240H73V241L70 240L69 242H65V243L56 242L55 244L52 243V241L50 239L49 240H47V238H42L41 240ZM43 239H45L46 241H43ZM9 240H10V242H9ZM134 240H136L137 244H138L137 245L136 243H134V247L135 246L143 247L142 246V245H144L143 242L141 243V241H139V239H137V238H135ZM195 240H196V242H195ZM197 240H198V242H197ZM258 240H259V242H258ZM136 241H134V242H136ZM151 241H154V240L151 239V240H149V242L147 241L148 244L152 243ZM187 241H189V242H187ZM47 242H49V244L51 243V245H49ZM120 242H121V244L123 243L124 245L127 243V241H125V240H121ZM147 242L144 246L148 245ZM190 242L193 244H191ZM97 243H100L102 246L105 245L104 249H102L100 246H98ZM153 243H155V242H153ZM197 243H198V246H197ZM86 244L95 247L97 250L92 249V248L89 249V247H85ZM177 246H179V247H177ZM181 246H183L185 248L182 249ZM260 246H262V244ZM134 247L132 249H134ZM188 247H190V248L187 249ZM202 247H204V248H202ZM206 247H207V251H206ZM105 249L107 251L109 249V251H110L109 253L111 256L106 257V256L102 255L103 252L101 253L100 251L105 250ZM117 249H118V251H117ZM119 251H121L122 253ZM121 254H122V256H121ZM240 255L241 256H243V255L248 256V254L243 253V251H241ZM11 256H12V258H11ZM13 260H14V262H13ZM159 264H167V263H159ZM186 264H188V263H186Z\"/></svg>","mask_w":264,"mask_h":264},{"label":"bare ground","instance_id":"2","mask_svg":"<svg viewBox=\"0 0 264 264\" xmlns=\"http://www.w3.org/2000/svg\"><path fill=\"white\" fill-rule=\"evenodd\" d=\"M229 7H230V6H229ZM234 7H237V5L234 6ZM236 9H237V8H236ZM236 9H235V10H236ZM241 10H242V8H240L238 11H241ZM240 13H241V12H240ZM243 15H244V14H243ZM255 20H256V19H255ZM181 33H182V32H181ZM77 34H78V33H77ZM73 36H74V35H73ZM77 36H78V35H77ZM193 47H194V46H193ZM35 50H36V49H35ZM35 50H34V51H35ZM38 52H40V51H38ZM167 52H168V51H167ZM36 53H37V52H36ZM197 53H198V52H197ZM34 54H35V53H34ZM36 55H37V54H36ZM46 55H47V54H46ZM163 55H164V54H163ZM39 57H40V56H39ZM28 58H29V57H28ZM45 58H46V57H45ZM41 60H42V59H41ZM31 61H32V60H31ZM31 61H30V62H31ZM33 62H35L36 64L39 63V62H37L36 60H33ZM33 62H31V63H33ZM89 62H90V61H89ZM161 62H162V61H161ZM148 64H149V63H148ZM162 64H163V63H162ZM18 65H19V64H18ZM28 65H29V64H28ZM35 66H36V65H35ZM27 67H28V66H27ZM221 68H222V67H221ZM19 69H20V68H19ZM249 69H250V68H249ZM263 70H264V69H263ZM18 72H19V71H18ZM172 72H173V71H172ZM260 72H261V71H260ZM5 73L8 74L7 72H5ZM21 73H22V72H21ZM186 73H187V72H186ZM19 74H20V73H19ZM19 74H18V75H19ZM80 74H81V73H80ZM16 75H17V74H16ZM3 76H4V75H3ZM20 76H21V74H20ZM81 76H82V75H81ZM166 76H167V75H166ZM255 76H256V75H255ZM18 77H19V76H18ZM23 77H24V76H23ZM84 77H85V76H84ZM207 77H208V76H207ZM4 78H7V77L4 76ZM21 78H22V77H21ZM67 78H68V77H67ZM53 79H54V78H53ZM83 79H84V78H83ZM207 79H208V78H207ZM23 80H24V79H23ZM31 80H32V79H31ZM49 80H50V79H49ZM210 80H211V77H210ZM18 82H19V80H18ZM18 82H17V83H18ZM76 82H77V81H76ZM76 82H75V83H76ZM79 82H80V81H79ZM217 82H218V81H217ZM231 82H232V81H231ZM236 82H237V81H236ZM20 83H21V82H20ZM33 83H35V82H33ZM47 83H48V82H47ZM182 83H183V82H182ZM72 84H73V83H72ZM72 84H71V85H72ZM141 84H142V83H141ZM23 85H24V84H23ZM26 85H27V84H26ZM26 85H24V86H26ZM50 85H51V84H50ZM60 85H61V84H60ZM64 85H65V84H64ZM77 85H78V84H77ZM137 85H138V84H137ZM39 86H40V85H39ZM18 87H19V85H18ZM21 87H22V86H21ZM34 88H35V89H34ZM59 88H60V87H59ZM59 88H57V89H59ZM40 89H41V88H40ZM50 89H51V88H50ZM50 89L48 88V90H50ZM145 89H146V88H145ZM229 89H230V88H229ZM25 90L27 91V93L25 94L26 96H24V98H25V99H23L24 101H23V100L20 101L19 99H18L17 101H20V106L22 105V106L25 108V110L27 111V114H26L27 117L24 116L25 111H23V113H24L23 115H22V113H21L20 115H22L23 117H25V118L28 119V115H29L28 113H32V114H33L34 111H39V113H35V114H33L34 116H32V114L29 115V116H32V117H35V116H36V118H38L37 115L39 114V116H40V113L42 112V108H43V106L45 105V104L43 105V103L40 104V103H41L40 100H42V101H47V100H45V97H44V95H43V92H40V90H38V93H39L41 96H40V95L38 96V98H40V100L37 98V100H39V102L36 103L35 100H34V99H35L34 94H35V91H36V87H33V86H27ZM48 90H47V91H48ZM209 90H210V89H209ZM215 90H216V89H215ZM42 91H44V90H42ZM52 91H54V90H52ZM207 91H208V90H207ZM218 91H219V90H218ZM20 92H22V90H21ZM257 92H258V91H257ZM41 93H42V94H41ZM50 93H51V92H50ZM50 93H49V95H51ZM59 93H60V92H59ZM210 93H211V91H210ZM218 93H219V92H218ZM208 94H209V92H208ZM212 94H214V95H212ZM219 94H220V93H219ZM219 94L211 93L212 98H214L215 101H219V100L221 99L222 96H221V94H220V95H219ZM35 95H37V94H35ZM206 95H207V94H206ZM8 96H9V95H8ZM52 96H53V95H52ZM209 96H210V95H209ZM209 96H208V97H209ZM22 97H23V96H22ZM46 97H47V96H46ZM145 97H146V96H145ZM8 98H9V97H8ZM13 98H14V96H13ZM13 98H12V99H13ZM16 98H18V97H16ZM126 98H127V97H126ZM222 98H223V97H222ZM68 99H69V98H68ZM209 99H210V98H209ZM223 99H224V98H223ZM74 100H75V99H74ZM252 100H253V99H252ZM160 101H161V100H160ZM222 101H224V100H222ZM6 102H7V101H6ZM8 102H9V101H8ZM15 102H16V100H15ZM103 102H104V101H103ZM199 102H200V101H199ZM219 102H221V101H219ZM11 103H12V102H9V104H11ZM21 103H22V104H21ZM48 103H50V102H48ZM98 103H99V102H98ZM101 103H102V102H101ZM216 103H217V102H216ZM229 103H230V102H229ZM7 104H8V103H7ZM14 104H15V103H14ZM18 104H19V102H18ZM39 104L41 105V107L38 106ZM50 104H51V103H50ZM11 105H12V104H11ZM15 105H16V104H15ZM15 105H13V106H15ZM145 105H146V104H145ZM225 105H226V104H225ZM251 105H252V104H251ZM0 106H1V105H0ZM22 106H21V108H22ZM226 106H227V105H226ZM234 106H236V105H234ZM44 107H45V106H44ZM55 107H56V106H55ZM55 107H54V108H55ZM88 107H89V106H88ZM212 107H213V106H212ZM8 108H9V107H8ZM14 108H16V109L18 110V107H17V106L14 107ZM21 108H19V109H21ZM80 108H81V107H80ZM83 108H84V107H83ZM93 108H94V107H93ZM156 108H157V107H156ZM207 108H208V107H207ZM235 108H236V107H235ZM154 109H155V108H154ZM169 109H170V108H169ZM180 109H181V108H180ZM180 109H179V110H180ZM214 109H215V108H214ZM1 110H2V109H1ZM21 110H24V109H21ZM40 110H41V112H40ZM157 110H158V109H157ZM189 110H190V109H189ZM200 110H201V109H200ZM200 110H197V111H200ZM204 110L206 111V109H204ZM229 110H230V109H229ZM236 110H237V109H236ZM234 111H235V110H234ZM257 111H258V110H257ZM263 111H264V110H263ZM15 112H16V111H15ZM17 112H19V111H17ZM43 112H44V111H43ZM143 112H144V111H143ZM200 112H201V111H200ZM236 112H237V111H236ZM19 113H20V112H19ZM19 113H18V115H19ZM83 113H84V112H83ZM147 113H148V112H147ZM155 113H156V112H155ZM258 113H259V111H258ZM13 114H14V113H13ZM36 114H37V115H36ZM41 114H42V113H41ZM77 114H78V113H77ZM182 114H183V113H182ZM237 114H238V113H237ZM20 115H19V116H20ZM52 115H53V114H52ZM52 115H51V116H52ZM60 115H61V114H60ZM148 115H149V114H148ZM159 115H160V114H159ZM161 115H162V114H161ZM201 115H202V114H201ZM234 115H235V114H234ZM13 116H14V115H13ZM22 116H21V117H22ZM85 116H86V115H85ZM85 116H84V117H85ZM153 116H154V115H153ZM162 116H163V115H162ZM162 116H160V117H162ZM167 116H168V115H167ZM14 117H15V116H14ZM32 117H31V119H30V117H29V123H27L28 126H26L25 123H24V125H25L26 127H24V125H23V123H22L23 119H22V120L19 119V120L21 121V125H23V127H18V126L16 125L18 128H17L16 130L9 129L8 131L11 130V132H9V133H7L8 131L5 133L4 130H2V129L0 128V151L2 152V155H4V156L1 155V156H2V157H0L1 159H2L3 157H5L6 154H7V155H6L7 158H9L8 156H9L10 154L8 155V153L11 152V151H13V150H11V151H9V152H8V150L11 149V146H12V145H14V144H16V143H18V144H22V143H24L25 141L22 142V143H20V141H17V140H19V137H20V138L23 137L26 133H27L26 135L29 136L34 130L36 131V129H37V126H36V125H37L38 122H39V123H38L39 126H40V122H41V126H42V127H39V128H44V127H45V126L42 125V124H44V123H42L43 120H40V121H37V122H32V120L35 121V119H33ZM58 117H59V116H58ZM138 117H139V116H138ZM154 117H155V116H154ZM170 117H171V116H170ZM48 118H49V117H48ZM163 118H164V117H163ZM163 118H162V119H163ZM171 118H172V117H171ZM171 118H170V119H171ZM194 118H195V117H194ZM240 118H242V117H240ZM38 119H40V118H38ZM84 119H85V118H83L82 120H84ZM140 119H141V118H140ZM162 119H161V121L163 122ZM210 119H211V118H210ZM251 119H252V118H251ZM262 119H263V118H262ZM72 120H73V119H72ZM101 120H102V119H101ZM155 120H156V119H155ZM155 120H153V121H155ZM173 120H174V119H173ZM195 120H196V119H195ZM244 120H245V119H244ZM27 121H28V120H27ZM46 121H47V120H46ZM86 121H87V120H86ZM157 121H158V120H157ZM168 121H170V120H168ZM168 121H167V122H168ZM196 121H197V120H196ZM208 121H209V120H208ZM215 121H216V120H215ZM252 121H253V120H252ZM13 122H14V121H13ZM24 122H25V120H24ZM43 122H44V121H43ZM50 122H51V121H50ZM56 122H58V125H57ZM61 122H63L62 124H63V126H65V125H64V121H62V120H60V122H59V121H55V123H56V126H55V127H57V128H56L57 130H61V128L63 127V126H61V125H62ZM74 122H75V121H74ZM82 122H83V121H82ZM87 122H88V121H87ZM127 122H128V121H127ZM150 122H151V121H150ZM162 122H161V123H162ZM209 122H210V121H209ZM211 122H212V121H211ZM216 122H217V121H216ZM240 122H241V121H240ZM254 122H255V120H254ZM257 122H258V121H256L255 124H257ZM16 123H17V122H16ZM18 123H19V122H18ZM31 123L36 124V125H33V124H32L33 126H31ZM45 123H46V122H45ZM51 123H52V122H51ZM66 123H67V122H66ZM79 123H80V122H79ZM91 123H93V122H91ZM163 123H165V122H163ZM195 123H196V122H195ZM252 123H253V122H252ZM49 124H50V123H49ZM53 124H54V123H53ZM68 124H69V123H68ZM71 124H72V123H71ZM75 124H76V123H75ZM82 124H83V123H82ZM147 124H148V123H147ZM150 124H151V123H150ZM156 124H157V123H156ZM158 124H159V123H158ZM175 124H176V123H175ZM196 124H197V123H196ZM225 124H226V123H225ZM249 124H250V123H249ZM259 124H260V123H259ZM18 125H20V124H18ZM29 125H30V127H35V126H36V127L33 128L34 130H32V129L30 128V129H31V131H30V129L28 128ZM50 125H51V124H50ZM86 125L89 126V125H91V124H90V123H89V124L86 123ZM86 125H85V127H86ZM92 125H94V124H92ZM92 125H91V126H92ZM98 125H99V124H98ZM138 125H139V124H138ZM141 125H142V124H141ZM153 125H154V124H153ZM67 126H68V125H67ZM195 126H196V125H195ZM199 126H200V124H199ZM212 126H213V125H212ZM214 126H215V125H214ZM218 126H219V125H218ZM245 126H247V125H245ZM249 126H251V125H249ZM249 126H247V127H249ZM256 126H257V125H256ZM13 127H14V126H13ZM46 127H48V125H47ZM46 127H45V129H44L45 132H47V131H49V130H50V131H49L50 133H51V131H57V130H53V129H55V127H54L53 129H51L53 126H52L51 128H49V130H48V128H47V131H46ZM58 127H60V128L58 129ZM204 127H206V126H204ZM233 127H234V126H233ZM236 127H238V126H236ZM253 127H254V125H253ZM80 128H81V127H80ZM88 128H89V127H88ZM97 128H98V127H97ZM97 128H95V130H96ZM140 128H141V127H140ZM152 128H153V127H152ZM161 128H162V127H161ZM210 128H211V127H210ZM224 128H225V127H224ZM231 128H232V127H231ZM260 128H261V127H260ZM14 129H15V128H14ZM62 129H64V128H62ZM82 129H83V128H82ZM93 129H94V128H93ZM100 129H101V128H100ZM150 129H151V128H150ZM153 129H154V128H153ZM158 129H159V127H158ZM162 129H163V128H162ZM179 129H180V128H179ZM229 129H230V128H229ZM238 129H239V128H238ZM249 129H250V128H249ZM39 130H40V129H39ZM44 130L42 131V129H41L40 131L44 132ZM85 130H86V129H85ZM90 130H91V129H90ZM101 130H102V129H101ZM144 130H145V129H144ZM148 130H149V129H148ZM207 130H208V129H207ZM227 130H228V129H227ZM254 130H255V129H254ZM61 131H62V130H61ZM61 131H59V132H61ZM128 131H129V130H128ZM184 131H185V130H184ZM236 131H237V130H236ZM239 131H240V130H239ZM252 131H253V130H252ZM28 132H30V133L28 134ZM36 132H37V131H36ZM42 132H41V133H42ZM45 132H44V133H45ZM49 132H48V133H49ZM62 132H63V131H62ZM64 132H65V131H64ZM101 132H102V131H101ZM150 132H151V131H150ZM158 132H160V131H158ZM191 132H192V131H191ZM191 132H188V133L190 134ZM195 132H196V131H195ZM198 132H199V131H198ZM233 132H234V131H233ZM33 133H35V132H33ZM33 133H32V134H33ZM38 133H39V131H38ZM44 133H43V134H44ZM53 133H54V132H53ZM57 133H58V132H57ZM107 133H108V132H107ZM163 133H164V132H163ZM184 133H185V132H184ZM202 133H203V132H202ZM125 134H126V133H125ZM132 134H133V133H132ZM134 134H135V133H134ZM147 134H148V133H147ZM182 134H183V133H182ZM193 134H194V133H193ZM198 134H199V133H198ZM198 134H197V135H198ZM205 134L207 135V133H205ZM240 134H241V133H240ZM100 135H101V134H100ZM112 135H113V134H112ZM120 135H121V134H120ZM120 135H119V136H120ZM143 135H144V133H143ZM152 135H153V134H152ZM200 135H201V132H200ZM257 135H258V133H257ZM38 136H39V135H38ZM44 136H45V135H44ZM116 136H117V134H116ZM138 136H139V135H138ZM147 136H148V135H147ZM149 136H150V138H151V134H150V133H149ZM155 136H156V135H154V137H155ZM167 136H168V135H167ZM180 136H181V135H180ZM184 136H185V135H184ZM198 136H199V135H198ZM201 136H202V135H201ZM237 136H238V135H237ZM239 136H240V135H239ZM15 137H16V138H15ZM17 137H18V138H17ZM101 137H102V136H101ZM101 137H100V138H101ZM117 137H118V136H117ZM143 137H144V136H143ZM163 137H164V136H163ZM168 137H169V136H168ZM193 137H194V136H193ZM193 137H192V138H193ZM195 137H196V136H195ZM202 137H204V134H203ZM208 137H209V136H208ZM241 137H243V136H241ZM241 137H240V138H241ZM14 138H15V141H16V142L13 143L14 140L12 141V139H14ZM55 138H56V137H55ZM90 138H91V137H90ZM94 138H95V137H94ZM119 138H120V137H119ZM125 138H126V137H125ZM136 138H138V137H136ZM140 138H141V134H140ZM144 138H147V137H144ZM173 138H174V137H173ZM178 138H180V137H178ZM188 138H189V137H188ZM204 138L207 139L206 136H205ZM244 138H245V137H244ZM244 138L242 139L243 141H245ZM22 139H23V138H22ZM24 139H26V136L24 137ZM28 139H29V138H28ZM62 139H63V138H62ZM69 139H70V138H69ZM127 139H128V137H127ZM129 139H130V137H129ZM151 139H152V138H151ZM154 139H155V138H154ZM175 139H176V137H175ZM211 139H212V138H211ZM237 139H238V138H237ZM20 140H21V139H20ZM64 140H65V139H64ZM130 140H131V139H130ZM144 140H145V139H144ZM194 140H195V139H194ZM194 140H190V142H191V141H194ZM197 140H199L198 137H197ZM208 140H209V139H208ZM208 140H207V141H208ZM239 140H240V139H239ZM242 140H241V141H242ZM262 140H263V139H262ZM27 141H28V140H27ZM70 141H71V140H70ZM95 141H96V140H95ZM126 141H128V140H126ZM126 141H124V143H126ZM137 141H139V140H137ZM140 141H141V140H140ZM140 141H139V142H140ZM152 141H153V140H152ZM167 141H168V140H167ZM183 141H184V140H183ZM183 141H181V142H183ZM201 141H202V139H201ZM209 141H210V140H209ZM227 141H228V140H227ZM11 142H12V144H10ZM62 142H63V141H62ZM66 142H67V141H66ZM131 142H132V141H131ZM142 142H143V140H142ZM145 142H146V141H145ZM169 142H170V141H169ZM176 142H177V141H176ZM178 142H179V140H178ZM181 142H179V143H180V146H182ZM184 142H185V141H184ZM186 142H187V141H186ZM231 142H232V141H231ZM233 142H234V141H233ZM46 143H47V142H46ZM46 143H45V145H46ZM120 143H121V142H120ZM122 143H123V142H122ZM136 143H137V142H136ZM155 143H156V142H155ZM171 143H172V141H171ZM171 143H168V144L166 143V147H167L169 144L171 145ZM192 143H195V142H192ZM201 143H202V142H201ZM203 143H204V142H203ZM207 143H208V142H207ZM228 143H229V142H228ZM241 143H242V142H241ZM9 144H10L11 146H9ZM28 144H29V141H28ZM28 144H26V145H25V144H22V145H24V146L27 147V146H29ZM34 144H35V143H34ZM43 144H44V143H43ZM50 144H52V143L50 142ZM54 144H55V143H54ZM61 144H62V143H61ZM127 144H128V143H127ZM175 144H176V143H175ZM208 144H209V143H208ZM229 144H230V143H229ZM250 144H251V143H250ZM250 144H249V146H250ZM39 145H41V143H40ZM48 145H49V143H48ZM133 145H134V144H133ZM133 145H132V146H133ZM147 145H148V144H147ZM170 145H169V146H170ZM185 145H186V143H185ZM185 145H184V146H185ZM187 145H189L190 147H193V145H191V143H190V144H187ZM215 145H216V144H215ZM232 145H233V144H232ZM234 145H235V144H234ZM238 145H239V144H238ZM242 145H244V144L242 143ZM20 146H21V145H19V147H20ZM50 146H52V145H50ZM50 146H47V147L50 148ZM54 146H55V145H54ZM59 146H60V145H59ZM59 146H58V149H57L58 151L61 150V149H59ZM98 146H100V145H98ZM108 146H109V145H108ZM124 146H127V145L125 144V145L122 146V148H120L121 145L118 144V149L120 148V149L122 150V149H124ZM128 146H129L130 148H128L127 151H128L130 154H133V153H131L132 149H134V150L139 149V148H137V147H136V148L133 147V148L131 149L132 146H131V145H128ZM134 146H136V144H135ZM144 146H145V145H144ZM169 146H168V147H169ZM176 146H177V145H176ZM200 146H201V145H200ZM212 146H213V145H212ZM220 146H221V145H219V146H217V147H220ZM239 146H240V145H239ZM8 147H9L10 149H9ZM22 147H23V146H22ZM29 147H30V146H29ZM34 147H35V146H34ZM47 147H45V148L47 149ZM70 147H71V146H70ZM72 147H73V148H76V146H72ZM72 147H71V148H72ZM77 147H78V146H77ZM178 147H179V145H178ZM185 147H186V146H185ZM196 147H197V146H196ZM201 147H202V146H201ZM215 147H216V146H215ZM14 148H15V146H14ZM20 148H21V147H20ZM35 148H36V147H35ZM52 148H53V146H52ZM56 148H57V147H55V153H56ZM73 148H72V149H73ZM89 148H90V147H89ZM125 148H126V147H125ZM141 148H144V149H145V147H143V146H142ZM149 148H150V147H149ZM156 148H157V146H156ZM173 148H175V146H173ZM173 148H172V149H173ZM197 148H198V147H197ZM203 148H204V147H203ZM211 148H212V147H211ZM238 148H240V147H238ZM17 149H18V148H17ZM17 149H15V151H16ZM23 149H25V148H23ZM26 149H27V148H26ZM31 149H32V148H31ZM42 149H43V147H42ZM79 149H80V148H79ZM115 149H116V148H115ZM126 149H127V148H126ZM126 149H124V150H126ZM129 149H130L131 151H129ZM147 149H148V148H147ZM161 149H162V148H161ZM175 149H177V148H175ZM180 149H181V148H180ZM184 149H185V148H184ZM190 149H191V148H190ZM192 149H193V148H192ZM198 149H199V148H198ZM213 149H214V148H213ZM213 149H212V150H213ZM235 149H236V147H235ZM244 149H245V148H244ZM253 149H254V148H253ZM256 149H257V148H256ZM19 150H20V149H19ZM19 150H18V151H19ZM28 150H29V149H28ZM32 150H33V149H32ZM34 150H35V149H34ZM34 150H33V151H34ZM52 150H53V149H52ZM73 150H74V149H73ZM83 150H84V149H83ZM83 150L81 149V153H82ZM85 150H86V148H85ZM88 150H89V149H88ZM88 150H87V151H88ZM90 150H91V148H90ZM121 150H117V151H120V152L122 153ZM140 150H141V149H139V151H140ZM168 150H169V149H168ZM173 150H174V149H173ZM188 150H189V149H188ZM201 150H202V149H201ZM208 150H209V149H208ZM228 150H229V149H228ZM15 151H14V152H15ZM29 151H30V150H29ZM29 151H28V152H29ZM79 151H80V150H79ZM109 151H110V150H109ZM115 151H116V150H115ZM115 151H114V153H115ZM127 151H126V153H124V157H125V156H126V158H127V157H128V158H129V157L131 158L132 156L135 157L134 155H132V156L130 155V156H129ZM137 151H138V150H137ZM145 151H146V150H145ZM145 151H144V153H143V151H142V152L140 151V152H141L140 154L143 153V154L146 155L148 152H145ZM150 151H152V150H150ZM150 151H149V152H150ZM162 151H163V150H162ZM170 151H171V150H170ZM170 151H169V154H170ZM177 151H178V149H177ZM202 151H203V150H202ZM232 151H233V150H232ZM246 151H248V150H246ZM249 151H250V150H249ZM249 151H248V152H249ZM3 152H4V154H3ZM6 152H8V153H6ZM60 152H61V151H60ZM60 152H59V153H60ZM74 152H75V150L73 151V153H74ZM83 152H84V154H85V151H83ZM132 152H133V151H132ZM134 152H135V151H134ZM154 152H155V151H154ZM187 152H188V151H187ZM209 152H210V150H209ZM209 152H208V153H209ZM217 152H218V151H217ZM230 152H231V151H230ZM16 153H17V152H15V155H16ZM52 153L54 154V150L52 151ZM61 153H63V152H61ZM73 153H71L72 156H73ZM81 153H80V152L77 153V149H76V154H75L76 157H77L78 154L80 155ZM93 153H94V152H93ZM96 153H97V152H96ZM116 153H118L119 156H121V157L123 158V154L121 155L119 152H116ZM155 153H156V152H155ZM167 153H168V151H167ZM172 153H173V152H172ZM177 153H178V152H177ZM177 153H174V154L177 155ZM179 153H180L179 155H181V156L183 155V154H181V152H179ZM201 153H202V152H201ZM218 153H219V152H218ZM238 153H239V152H238ZM258 153H259V152H258ZM0 154H1V153H0ZM17 154H19V153H17ZM20 154H21V153H20ZM23 154L26 155L25 153H23ZM43 154H44V153H43ZM45 154H46V153H45ZM63 154H64V153H63ZM71 154H70V155H71ZM103 154H104V152H103ZM112 154H113V153H112ZM125 154H126V155H125ZM135 154H136V153H135ZM143 154H142L143 158L146 157V156L143 155ZM149 154H151V152L148 153V155H149ZM159 154H160V153H159ZM30 155H32V154H30ZM34 155H35V154H34ZM47 155H48V154H47ZM55 155H57L58 157L55 156L57 159H54V160H59V158L61 159L62 157H64L63 155H62V157H60L61 154H57V153H56ZM64 155H66V154H64ZM81 155H83V154H81ZM95 155H96V154H95ZM115 155H117V154H115ZM186 155L188 156V154H186ZM206 155H207V154H206ZM211 155H212V154H211ZM11 156H13V155L11 154ZM11 156H10V157H11ZM66 156H68V155H66ZM85 156H86V154H85ZM119 156H118V157H119ZM137 156L139 157V156H141V155H138V153H137ZM137 156H136V157H137ZM150 156H154V154H153V155L151 154ZM164 156H165V154H164ZM166 156H167V155H166ZM183 156H185V154H184ZM183 156H182V157H183ZM254 156H255V155H254ZM15 157H16V156H15ZM15 157H14V158H15ZM17 157H18V155H17ZM23 157H24V156H23ZM23 157H21V158H23ZM26 157H27V155H26ZM51 157H52V156H51ZM51 157H50V158H51ZM53 157H54V155H53ZM55 157H54V158H55ZM88 157H89V156H88ZM88 157L86 156V157H84V158H87V159H88ZM97 157H98V156H97ZM118 157H116V158H118ZM133 157H132V158H133ZM174 157H175V156H174ZM174 157H173V158H174ZM177 157H178V156H177ZM194 157H195V156H194ZM194 157H193V158H194ZM198 157H199V156H198ZM200 157H201V155H200ZM200 157H199V158H200ZM202 157H203V155H202ZM202 157H201V158H202ZM210 157H211V156H210ZM212 157H214V156H212ZM224 157H225V156H224ZM5 158H6V157H5ZM5 158H3V159H5ZM7 158H6V159H7ZM12 158H13V157H12ZM65 158H66V157H65ZM67 158H69V157H67ZM67 158H66V159H67ZM81 158H82V160H81ZM89 158H90V157H89ZM92 158H93V157H92ZM119 158H120V157H119ZM128 158H127V159H128ZM139 158H140V157H139ZM143 158H142V159H143ZM148 158L151 159L152 157H148ZM153 158H154V157H153ZM155 158H156V157H155ZM158 158H159V157H158ZM158 158H157V159H158ZM165 158H166V157H165ZM168 158H169V155H168ZM180 158H181V157H180ZM180 158H179L178 160L181 161ZM187 158H189V156H188ZM187 158H186L185 160H189V159H187ZM190 158H192V157H190ZM193 158H192V159H193ZM199 158H198V159H199ZM201 158H200V160H201ZM221 158H222V157H221ZM256 158H257V154H256ZM18 159H20V158H18ZM24 159H26V158H24ZM24 159H23V161H24ZM47 159H48V158H47ZM70 159L72 160V159H74V158L71 157ZM77 159H78V160L80 159L82 162L84 161L82 156H81V157H80V156L77 157ZM87 159H85V160L87 161ZM90 159H91V158H90ZM94 159H95V158H93L92 163L94 162ZM112 159L115 161L114 158H112ZM124 159H125V158H124ZM142 159H140V160H142ZM159 159H160V158H159ZM171 159H172V158H171ZM171 159H170V160H171ZM192 159H190V160H192ZM194 159H195V161H196L197 158H194ZM194 159H193V160H194ZM213 159H214V158H213ZM215 159H216V158H215ZM225 159H226V158H225ZM9 160H10V158H9ZM12 160H13V159H12ZM21 160H22V159H21ZM43 160H44V159H43ZM54 160H53V161H54ZM62 160H64V159L62 158ZM78 160H77V162H78ZM88 160H89V159H88ZM113 160L111 161V164L113 163ZM132 160H133V159H132ZM132 160H128V163H129V161H130V162H135V160H134V161H132ZM144 160H145V159H143V161H144ZM168 160H169V159H168ZM172 160H176V158H174V159H172ZM172 160H171V161H172ZM182 160H184V159L182 158ZM193 160H192V161H193ZM17 161H18V160H17ZM41 161H42V160H41ZM59 161H60V160H59ZM59 161H58V162H59ZM75 161H76V159H75ZM75 161H74V162H75ZM86 161H84V162H86ZM121 161H124V160L121 159ZM121 161H120V162H121ZM125 161H126V160H125ZM125 161L123 162V163H125V164L123 165V167H127V165H128V163L126 164ZM146 161H147V159H146ZM156 161H159V160H156ZM176 161H177V160H176ZM230 161H231V160H230ZM232 161H233V160H232ZM234 161H235V160H234ZM238 161H239V160H238ZM262 161H263V160H262ZM6 162H7V160H6ZM19 162L21 163V161H19ZM19 162L14 161V163H18L17 165L21 167V164L23 165V162H22L21 164H20ZM54 162H55V161H54ZM58 162H57V161L55 162V163H56V164H55L56 166H57V164L59 165ZM64 162H65V160H64ZM64 162H63V163H64ZM69 162H70V160H69ZM69 162H68V164H69ZM74 162L71 161V163H74ZM79 162H80V161H79ZM79 162H78V163H79ZM87 162H88V161H87ZM89 162H90V160H89ZM116 162H117V159H116V161L114 162V164H115ZM120 162H119V163L117 162V163L120 164V165H122V163H120ZM136 162H137V161H136ZM141 162H142V161H141ZM147 162H150V161H147ZM147 162H146L147 165L155 164V163H154L155 160L152 162V164H150L151 162H150V163H147ZM162 162H164V161H162ZM162 162H161V163H162ZM172 162H173V161H172ZM177 162H178V161H177ZM202 162H204V160H202ZM215 162H216V161H215ZM1 163H3L5 166L8 165V164L6 165V163L3 162V161H2ZM11 163H12V162H11ZM35 163H36V162H35ZM50 163H51V166H55L54 163L51 162V160H50ZM61 163H62V162H61ZM61 163H60V166H61V165L63 166V165H65V164L67 163V161H66V163H64V164H63V163L61 164ZM80 163H81V162H80ZM80 163H79V164H80ZM95 163H96V162H95ZM100 163H101V162H100ZM117 163L115 164L116 166L118 165ZM138 163H139V162H138ZM143 163H145V162H142L141 164H143ZM161 163H159V165H160ZM164 163H165V162H164ZM186 163H187V161L185 162V164H186ZM188 163H189V162H188ZM188 163H187L186 167L188 166V168H189V165H191V164L188 165ZM191 163H192V162H191ZM193 163H194V162H193ZM41 164H42V163H41ZM52 164H53V165H52ZM79 164H78V165H79ZM103 164H104V162H103ZM106 164H107V163H106ZM129 164H130V163H129ZM133 164H134V163H133ZM136 164H137V163H135L134 165H130V166H129L130 168L127 167V170H129V169L131 170V168H132L133 166H135ZM141 164H139V165H141ZM171 164H172V163H171ZM176 164H177V166H178V163H176ZM183 164H184V163H183ZM199 164H200V163H199ZM262 164H263V163H262ZM11 165H12V167H13L14 164L12 163ZM36 165L38 166L39 163L36 164ZM36 165H33V167H36ZM42 165L44 166V163H43ZM46 165H47V164H46ZM46 165H45V168H44L43 166H42V167H43L44 169H46L45 171L47 172L48 169L46 168V167H47ZM76 165H77V163H76ZM83 165H84V168L87 169L84 163H83ZM89 165H91V163H90ZM89 165H88V166H89ZM95 165H96V164H94V167H95ZM98 165H100V164H98ZM98 165H97V167H98ZM107 165H108V164H107ZM109 165H110V164H109ZM112 165H113V164H112ZM115 165H113V166H115ZM125 165H126V166H125ZM139 165H137V166H139ZM143 165H145V164H143ZM147 165H145V166H147ZM156 165H157V164H156ZM162 165H163V164H162ZM165 165H166V164H165ZM194 165H195V164H194ZM196 165H198V164H196ZM213 165H215V163H214ZM227 165H228V164H227ZM232 165H233V164H232ZM255 165H257V164H255ZM255 165H254V167H255ZM1 166H3V165H1ZM1 166H0V167H1ZM5 166H3V167H5ZM9 166H10V165H9ZM15 166H16V165H15ZM18 166H17V168H18ZM29 166H30V165H29ZM31 166H32V165H31ZM49 166H50V165H49ZM49 166H48V167H49ZM51 166H50V167H51ZM56 166H55V167H52V168L49 167L50 169H49L48 174L51 175L53 178H54V176L56 177V175H57V177H59L58 174L54 175V174L56 173V172H55V168H57ZM79 166H82V164H80ZM79 166H78V167H79ZM102 166H103L104 169H105V165H102ZM110 166H111V165H110ZM145 166H144V168H145ZM191 166H192V165H191ZM203 166H204V165H203ZM217 166H218V165H217ZM3 167H2V168H3ZM10 167H11V166H10ZM12 167L10 168V170H12V171L15 170V174H16V173H17V172H16L17 169H15L16 167H13L14 170L12 169ZM24 167H25V166H24ZM26 167H27V165H26ZM38 167H39V166H38ZM38 167H36V168H38ZM42 167H41V168H42ZM70 167H71V166H70ZM76 167H77V166H76ZM78 167H77V169H78ZM91 167H93V164L91 165ZM123 167L120 166V169H118V167H116V168H117V171H120V170L122 171L121 168H123ZM135 167H136V166H135ZM140 167H142V165H141ZM140 167H138V168H140ZM147 167H148V166H147ZM154 167H155V166H154ZM180 167H181V166H180ZM186 167H183V168L185 169ZM192 167H193V169L195 168V166H192ZM197 167H198V166H196V168H197ZM201 167H202V165H201ZM201 167H200V168H201ZM230 167H231V166H230ZM239 167H240V166H239ZM258 167H260V170H259V171H261V166L259 165ZM258 167H257V168H258ZM7 168H8V166H7ZM7 168L5 167V169H7ZM22 168H23V167H22ZM31 168H32V167H31ZM43 168L41 169V171H44ZM58 168H59V167H58ZM64 168H65V167H64ZM71 168H72V167H71ZM80 168H81V167H80ZM106 168H107V169H108V168L111 169L109 166H106ZM114 168H115V167H114ZM114 168H113V169H114ZM133 168H134V167H133ZM136 168H137V167H136ZM152 168H153V166H152ZM173 168H174V167H173ZM176 168H177V167H176ZM188 168H187V169H188ZM196 168H195V171H198V172H199V170H200L199 167L197 168L198 170H196ZM227 168H228V167H227ZM18 169H19V168H18ZM28 169H30V168H28ZM81 169H82V168H81ZM85 169L83 170V173L85 172ZM89 169H90V168H89ZM89 169H88V170H89ZM91 169H92V168H91ZM91 169H90V170H91ZM107 169H106V170H107ZM109 169H108V170H109ZM113 169H111V170L114 172ZM124 169H125V168H123V171H122L123 173H124ZM134 169H135V168H134ZM145 169H146V168H145ZM149 169H151L150 166H149ZM149 169H148V170L146 169V170H147V173L145 172V174H148V175L150 176V174H149V171H150V170H149ZM157 169H158V168H157ZM160 169H161V168H160ZM190 169H191V168H189V171H191V172H193V173L195 172L193 169H191V170H190ZM263 169H264V168H263ZM263 169H262V170H263ZM8 170H9V169H8ZM20 170H21V169H20ZM20 170H17V171H20ZM22 170H23V169H22ZM26 170H27V168H26ZM26 170H25V171H26ZM31 170L34 171L33 169H31ZM36 170H37V169H36ZM62 170H64V169H62ZM66 170H67V169H66ZM78 170H79V169H78ZM88 170H86V172H85L86 175L89 174L88 172H89L90 170H89V171H88ZM97 170H98V171H96V173H95V168H94V171H93V169H92V171L94 172L93 174H96V176H97L98 172L101 173V172L104 171V170H103V171H101V170L99 171V169H97ZM106 170H105V171H106ZM135 170H137V169H135ZM135 170L126 171V169H125V172H126V173H127V172H130L131 175H132V176L134 175V177H135V173H136ZM146 170H145V171H146ZM163 170H164V169H163ZM178 170H179V169H178ZM182 170H183V169H182ZM3 171H5V170L3 169ZM23 171H24V170H23ZM25 171H24V176H25V173H26ZM32 171H31V172H32ZM38 171H39V172H38ZM41 171H40V170H37V171H34V172L39 176V174H40ZM67 171H68V170H67ZM67 171H66V172H67ZM75 171H76V170H75ZM87 171H88V172H87ZM112 171H111V172H112ZM115 171H116V169H115ZM117 171H116V173H117V174H120V173L117 172ZM132 171H133V172L135 171V173L132 174ZM141 171H142V170H141ZM141 171H139L140 173L137 171V175H138V177L144 174V172H143V171L141 172ZM159 171H160V170H159ZM169 171H171V170H169ZM186 171H187V170H186ZM201 171H203V168H202ZM257 171H258V170H257ZM27 172H28V170H27ZM64 172H65V171H64ZM66 172H65V173H66ZM69 172H70V171H69ZM78 172H80V170H79ZM90 172H91V171H90ZM108 172H109V173H105V175L108 174L110 177H109L108 175L105 176V175H104V172H103V175L105 176V177L102 176V177H103V179H102L103 181H104V178H105L106 182H107V181L110 182V180H113V182H114V181L117 180L116 178H117L118 176L121 177V180H123V179L126 178V176H127L126 173H125L126 176L124 175V176H125V177H124L123 174H122V172H121V174H122L121 176H120V175L117 176L116 173H114V175L116 176L115 179H114V178H111V174H110L111 172H110V171H108ZM151 172H152V171H151ZM151 172H150V173H151ZM171 172H172V171H171ZM174 172H175V171H174ZM180 172H181V170L178 171L177 174H179V176L181 177L183 174L180 175ZM198 172H197V174H198ZM204 172H205V171H204ZM216 172H218V171H216ZM3 173H4V172H3ZM7 173H8V172H7ZM11 173H13V172H11ZM28 173H29V172H28ZM28 173H26V175H28ZM57 173H58V171H57ZM60 173H61V172H60ZM67 173H68V172H67ZM71 173H72V172H71ZM80 173H82V172H80ZM83 173H82V178H80V177H81V174L79 175L78 173H76V175L73 176L72 179H74V177L76 178V176H77V174H78V177H79L80 180H81L80 182L83 181L84 183H86L85 180H84V177H83V175H85V173H84V174H83ZM87 173H88V174H87ZM130 173H129V174H130ZM138 173H139V174L143 173V174L139 175ZM153 173H154V172H153ZM164 173H165V172H164ZM181 173H182V172H181ZM183 173H186V172H183ZM199 173H200V172H199ZM205 173H206V172H205ZM220 173H221V172H220ZM0 174H1V172H0ZM18 174H19V173H18ZM20 174H21V171H20ZM20 174H19V175H20ZM33 174H34V173H32V176H33ZM42 174H44V173H42ZM48 174H46L47 176L45 177V178H47V179L50 178V176L48 177ZM74 174H75V172H74L73 174H71V176L74 175ZM93 174H92V176H94ZM145 174H144V175H145ZM154 174H155V173H154ZM161 174H163V173H161ZM167 174H168V173H167ZM173 174H174V173H173ZM177 174H174V175H177ZM190 174H191V173H190ZM203 174H204V173H203ZM207 174H208V173H207ZM226 174H227V173H226ZM241 174H242V173H241ZM247 174H248V173H247ZM1 175H2V174H1ZM5 175H6V174H5ZM16 175H17V174H16ZM16 175L13 176V174H12V175H11V178H12V177L17 178ZM22 175H23V173H22ZM22 175H20V176H22ZM29 175H30V174H29ZM37 175H36V176H37ZM86 175H85V178L87 179L86 181H88V178H89V177L87 178ZM89 175H91V173H90ZM101 175H102V173L99 174V177H97V178H101V177H100ZM114 175L112 174L113 177H114ZM131 175H130V177H131ZM137 175H136V176H137ZM144 175H143V176H144ZM148 175H146V177H147ZM155 175H156V174H155ZM191 175H192V174H191ZM215 175H216V173H215ZM230 175H231V172H230ZM17 176H18V175H17ZM20 176H19V177H20ZM24 176H23V177H24ZM32 176H31V177H32ZM96 176H94V177H96ZM122 176H123V178H122ZM128 176H129V175H128ZM128 176H127V178H128ZM160 176H161V175H160ZM183 176H185V175H183ZM203 176H204V175H203ZM223 176H224V174H223ZM226 176H228V175H226ZM240 176H241V175H240ZM240 176H239V177H240ZM1 177H3V176H1ZM7 177H10V176H9V175H8V176L6 175L5 178H7ZM26 177H27V176H26ZM31 177H28V178L30 179ZM42 177H43V180H45L44 176H42ZM52 177H51V179H52ZM57 177H56V179H57ZM94 177H93V180L95 179ZM130 177H129V178H130ZM141 177H142V176H141ZM141 177H139L138 179H141ZM146 177H144V178H146ZM152 177H155V176H151V179H152V180L156 179V177H155L154 179H153ZM162 177H163V176H162ZM176 177H177V176H176ZM180 177H179V183H180V180L183 179V177H181V179H180ZM186 177H187V176H186ZM199 177H200V176H198V178H199ZM236 177H237V176H236ZM258 177H259V176H258ZM3 178H4V177H3ZM3 178H2V179H3ZM5 178H4V179H5ZM11 178H9V179H11ZM21 178H22V177H20V179H21ZM28 178H25V177H24V178H23V181H21L20 179H16V180H15V179H11V180H14V181H16V182H17V180H18V181L20 180V182H22L23 185H21L22 183H19V182H18V183H19L21 186L24 187L25 185L28 186V184H26V183H28V180H27ZM33 178H34V177H33ZM40 178H41V176H40ZM40 178H39V179H40ZM69 178H70V179H68V180L71 181V177H69ZM129 178H128V179H129ZM136 178H137V177H135V179H136ZM144 178H143V179H144ZM169 178H170V177H169ZM173 178H174V177H173ZM173 178H171V179H173ZM184 178H185V177H184ZM188 178H189V177H188ZM198 178H196V179L198 180ZM204 178H205V177H204ZM208 178H210V177L208 176ZM225 178H226V177H225ZM240 178H241V177H240ZM35 179H36V177L34 178V180H35ZM39 179H38V180H39ZM51 179H50V180H46L45 182H46V183H48L47 181H49V182H53L54 180L52 179L53 181H51ZM54 179H55V178H54ZM59 179H60V178H58L57 180H59ZM131 179H133V181H134V182L131 181L132 183H135V182L137 181V180H134V178H131ZM147 179H148V178H147ZM161 179H162V178H161ZM174 179H176V178H174ZM174 179H173V181H174ZM177 179H178V178H177ZM186 179H187V178H186ZM199 179H200V178H199ZM217 179H218V178H217ZM226 179H227V178H226ZM232 179H233V177H232ZM7 180H8V178H7ZM34 180H33V181H34ZM74 180H75V179H74ZM74 180H72V181L74 182V184H73V182L71 181L73 185H75V183H76ZM95 180H96V179H95ZM102 180H101V182H98V181H100V180H98V181H96V182H98V184H99V183H102V182H103ZM125 180H126V179H124L123 181L126 182ZM152 180H151L150 184L152 183ZM162 180H164V179H162ZM165 180H166V179H165ZM206 180H207V177H206ZM33 181H30V182H33ZM36 181H37V179H36ZM41 181H42V180H41ZM76 181H77V180H76ZM78 181H79V180H78ZM89 181H90V179H89ZM89 181H88V182H89ZM117 181H119V180H117ZM123 181H122L121 184H123ZM127 181H128V180H127ZM139 181H141V180H139ZM142 181H143V180H142ZM157 181H158V180H157ZM168 181H169V180H168ZM168 181H167V182H168ZM176 181H177V180H175V182H176ZM183 181H185V180H183ZM191 181H192V180H191ZM203 181H204V180H203ZM224 181H225V180H224ZM9 182H10V180H9ZM9 182H8V183H9ZM12 182H13V181H12ZM30 182H29V184H31V185H29V187H31V186L34 184V182H33V183H30ZM54 182H56V181H54ZM57 182H59V184H57L56 186H53L54 188H55V187L58 188L61 184H63V182H62L61 184H60V181H57ZM80 182H78L77 184H78V185L82 184L81 186H82V188H83V184H84V183H80ZM88 182H87V183H88ZM91 182H92V178H91ZM96 182L93 181L92 183H96ZM108 182H107V185L109 184ZM111 182H112V181H111ZM113 182H112V183H113ZM120 182H121V181H119V183H120ZM137 182H138V181H137ZM145 182H147V181H145ZM153 182H154V181H153ZM201 182H202V181H200V183H201ZM204 182H205V181H204ZM210 182H211V181H210ZM227 182H228V181H227ZM235 182H236V181H235ZM235 182H233V187L235 186V185H234ZM24 183H25V184H24ZM35 183L37 184V185L35 184V185H36L35 187H37L38 185L40 186V187L38 186V188H41V183H43L42 186L45 184L44 181L39 182V184H38V182H35ZM64 183H65V182H64ZM79 183H80V184H79ZM87 183H86V185L88 186ZM104 183H105V182H104ZM132 183H131V184H132ZM139 183H140V182H139ZM154 183H157V182L155 181ZM154 183H153V184H154ZM184 183H186V181H185ZM188 183H189V181H188ZM190 183H191V182H190ZM190 183H189V184H190ZM205 183H206V182H205ZM216 183H218V182H216ZM221 183H222V181H221ZM221 183H219V184H221ZM223 183H224V182H223ZM230 183H231V181H230ZM252 183H253V182H252ZM3 184H4V182H3ZM19 184L17 185V183H16V187H19V186H20ZM51 184H53V183H51ZM54 184H56V183H54ZM89 184H90V186H88V187H90V189H89V190H86V189H85V191H87V192H85L84 189H83V192H84V193H88V192L91 191V187H92V186H91V183H89ZM98 184H97V189H98ZM102 184H103V183H102ZM102 184L99 186L100 188H102L101 190H100V189H99V190H95V187H96V186H95V187L93 186L94 189H93V187H92V190H93V191L90 192L89 194H87V196H88L87 199H88V200L86 199V197H83V198H84V201H85V199H86V202H88L87 206H89L88 208H84V207H83V206L86 205V202L82 205V208L85 210L84 212L81 211V212H83V213H81V212L79 211V210L82 209L81 207H80L79 209H76V208L73 207V206H72V207H71V206H68V207H70V208H68V210L65 209V210H67V211L69 212V213H68V212L66 211V212H67L66 217H68V214H70V219H71L72 216L75 217L74 220H71L72 223L69 222V223H70V225H69V230H63V229H66V228H65V224H64V223H65L64 221H66V220H64V221H63L64 223L62 224V221H60V220H62V218H61V219H59L60 222L58 221L60 224H58L57 221H56L57 218H56V219L53 218V219H55L56 224L59 225V227L57 226V228H58V230H60V231L58 232V230L56 229L57 232H55V231H53V230L51 229V230L53 231V233H51L50 230H49V232L51 233V234L49 233V235H50L49 237L46 236V235H47L46 233H44V234H46V235H44L43 233L40 232L39 235L36 234V238H39V239H40V238H41V239H42V238H47V240L50 239V240L52 241V243L55 244L56 242H62V243H65V242H69L70 240H71V241H73V240H82V239H84L85 236L88 235V234L93 235V236L96 235L97 237L100 236L101 238L109 239L110 242H108V243H111V241H112L114 247H116V248H118V249H119V247H121L120 250L122 249V250H121L122 252L124 251V252H127V253L129 254V256L126 257V258L124 259V261H125L124 264H159V263H167V264H173V263H174V264H186V263H188V264H264V241L259 242L260 239H259V237H258V239H259L258 242L260 243V245L262 244V246L259 245V246L257 247V244H255V240H256L255 237H256L257 235H255V236H254V238H255L254 242L251 243L250 241L245 240L244 243H243V242L241 243L239 238H243V237L245 238V237L249 236L250 232L248 231L249 234L246 235L245 233H243V232H245V231L242 232L240 229H238V230H239V231H238V230H236V228H235L234 230H231V228H230L229 231H230V233H233L234 231H236V232L238 233L237 237L239 236V237H238V240H237V239L235 240V238H237V237H235L234 239H232V237H234L233 235H232L231 238L227 237L228 234H227L226 236L220 234L219 236L217 235V237H216V235H214L215 238H212V237H210L211 234H210V235H206L207 231H206V233L204 234L205 231H200L201 229L199 230L200 233H198V234H199L200 238H203V239H204L203 242H202V239L200 240L201 243L204 244V247H205V246H208V247L210 246V247H211V246H214V245L217 244L216 247H219L220 249H222L221 252H219V251H220V250H219L218 252L215 251V253H212V252L209 253V252L207 251V247H206V251H207V253L204 251L205 249L203 250V249H200V248H197V247H196V248H191L188 252H185V253H184L185 250H182L183 252H181V250H178V249H180L179 246H177V247H179L178 249H175V248H174L175 245H177L178 240H177V239H174L175 237L172 238V236H171V237L167 236L168 234H167L166 232H164V231H163V232H164L165 234H167V235H166L167 238H168V237H169V238H168V239H165V238H164V239L166 240V242H167L166 245H164L165 243L162 244V242H164V240L162 239V237H163L165 234H163L162 237H159V236H157L156 234H157L158 232H161V230L164 228L163 222L165 223V222H166V219H169L170 217H171L170 219H172L173 214L171 215L169 212H170V210L175 206L174 201H178V199H179V197L181 196V194H182V196H183V191L185 190V189H184V190L181 192V191H180L181 189H180V190H179V189H176V188H177L176 186H175V189H172V187H171L172 185H171V186H168V185H167L168 183H167L166 185L168 186V188H169V187H170V188H169V190L167 189L168 192H167V190H166V196H167V193H168V198L170 199L169 196H171V195H169V193L172 192V191H170V189H171V190H178V191H179L178 194L176 193V191H175V192L173 191V192L175 193V195L177 194V196H179V194H180V196L178 197V199L176 198L177 200H174V201L171 200L172 203H171L170 205H173V203H174L173 207H171V206L169 205V206L171 207V209H169V210L167 209V207H169V206H166V207H165L169 212L166 211V212H164V213H166L167 215H168V213H169L171 216L169 215L170 217H168V218H166V219L164 218L165 221H163V219H162L163 222H161L160 219L163 218V216H164V214H163L162 211H164V210H166V209H162V208H164V207H162V205H163L166 201L163 202V201L161 200V201H162V202H161V201H159V200H160L159 197H157V199H159V200H157V201H159L158 203L161 202V203L159 204V205L161 206V208H160V207H159V208L162 209V211H161V210H160V211H161V213H162L163 215L160 213V211H158V213H160V214L162 215V217H160V219H158V217L156 216L157 218H155V219L160 220V222H161L162 224H161L160 222H157L154 226L151 225V226L153 227V228H152V227L149 226V224H150V223H149L150 221H148L149 219L147 220L148 223L145 222L147 218H149V217H152V218H153L154 215L157 214V212H155L156 214H155L154 212H152V211H154V210H152L151 207L154 208V206H157L155 209L158 208V204H157L155 201H154V203H152V202H153V199H154L153 197H154L156 194H157L156 196H159V194H158L157 192H156V194H155V193H154L155 190H154L153 188H151V190H152V189L154 190V191L152 190L154 196L151 197V198H153V199H152V202H151V200H149V203L151 202L154 206H152V204L150 203V205H151L150 208H151V209L149 208L148 211H151L152 213L149 212V213H148V216H149L150 213L153 214V216L151 215V216L147 217V216L144 214V212H142V210H141V211H140V214H141V215L144 214L147 218H146L144 215L141 216V217H140V215H138V216L140 217L139 221H141V218H142V217L145 218V221H142L143 223H140L139 225H137L138 227H136V230H135V231L133 230L134 232H130V231H129V232H130L129 234H125V233H123V231H122V233H121V232L118 230L119 227H120V224H122V227H124L125 224H126V223L122 222V221H123L122 219L125 218L126 216L123 217V215H122V218H119V219H121V222H120V221H117L118 224H116V226H115V227H117V225H119V227H118V229H117L116 231H114V230H115V229H114V228H115L114 226L111 225L112 227H114V228H111V227H109V225L107 224L108 228H106V227L104 228L103 226H101V227L99 226L98 229L95 228L94 230L91 231L92 233H91V232L89 233V228L86 229V224H87V223L89 224V222H91V221L94 222L95 220L98 221V219H101V220L106 219V220H107L106 217H109L110 215L112 216L114 213L116 214L115 211H117L119 208L124 209L125 206H124V204L122 203V201L125 203V201L127 200L126 197H127V196H128L127 198H130V197H131V195L129 196L128 192H127L128 195H127L126 197H123L125 194H124L123 196L121 195L122 198H125L126 200H125V199L122 200L121 196H120L121 200L118 199L117 196L114 197V201H115L116 203L118 202L117 205H118L119 203H120V204H123L122 206H123L124 208H123V207H119V208L117 209V205H116V208H115V207L113 208L114 205H112V208H113L114 210L116 209V210L113 212V211H112V208H110V207H111L110 204H111V203H114V202H113V200H111L112 202L110 201L111 203H109V200L107 201V199H108V197H109L110 194L112 195L113 193H114V194H115V193H118V190H119V191H120V190H127L126 188H125V189H121V188L126 187V186L124 185V186L122 187V185L120 184V185H121V188H119L120 185H119L118 183H116V185L118 184L119 187H118L117 192H115L117 188L115 189V188L113 187L114 184L111 185L113 189H112L111 187H109V186H107V187H109V188L106 187V189H104V185H106V183L103 184V187H102ZM110 184H111V183H110ZM125 184H128V183H125ZM129 184H130V183H129ZM129 184H128L127 187L129 188L130 193H131V191L133 192V190H131V189H134V190H135V187L132 186V187H134V188H132V187L130 188L129 186H131V185H129ZM135 184H136V183H135ZM137 184H138V183H137ZM137 184H136L135 186H137ZM143 184H144V182H143ZM180 184H181V183H180ZM180 184H179V185H180ZM192 184H193V183H192ZM192 184H191V187H192ZM210 184H211V183H210ZM225 184H226V183H225ZM225 184H222V186L225 185ZM49 185H50V184H49ZM58 185H59V186H58ZM66 185H67V181H66ZM68 185H69V184H68ZM86 185H84V186H86ZM133 185H134V184H133ZM138 185L140 186L141 183L138 184ZM184 185H185V184H184ZM195 185H196V184L194 183V184H193V187H194ZM199 185H202V184H199ZM214 185L216 186V184H214ZM214 185H212V186H214ZM231 185H232V184H231ZM231 185H229V186H231ZM237 185H239V184H237ZM260 185H262V184H260ZM45 186H47V184H45ZM57 186H58V187H57ZM69 186H70V185H69ZM69 186H68V187H69ZM139 186L137 187L136 191H137V190H138V191H141V190H142V186H141V188H140ZM146 186H148V185H146ZM173 186H174V185H173ZM217 186H218V184H217ZM225 186H226V185H225ZM9 187H10V185H9ZM32 187H34V186H32ZM32 187H31V189H32ZM60 187H61V186H60ZM88 187H87V188H88ZM115 187H117V186H115ZM157 187H158V186H157ZM159 187H160V186H159ZM165 187H166V186H165ZM165 187H164V188H165ZM191 187H190V188H191ZM197 187H198V186H197ZM203 187H204V186H203ZM205 187H206V186H205ZM220 187H221V186H220ZM231 187H232V186H231ZM231 187H230V188H231ZM247 187H248V186H247ZM26 188H27V187H26ZM26 188L23 189V190H26ZM56 188H55V189H56ZM62 188H64V187H62ZM76 188L79 189L78 186H77ZM85 188H86V187H85ZM138 188H140V190H139ZM149 188H150V187H149ZM154 188H155V187H154ZM166 188H167V187H166ZM173 188H174V187H173ZM183 188H184V187H183ZM185 188H186V187H185ZM194 188H196V187H194ZM199 188H200V187H199ZM199 188H198V189H199ZM209 188H210V187H209ZM235 188H236V187H235ZM11 189H12V188H11ZM13 189H14V188H13ZM20 189H22V188L20 187ZM28 189H29V188H28ZM46 189H47V188H46ZM48 189H49V188H48ZM58 189H59V188H58ZM58 189H57V190H58ZM74 189H75V188H74ZM80 189H81V187H80ZM80 189H79V190H80ZM157 189H158V188H157ZM157 189H156V190H157ZM162 189H163V188H162ZM186 189H187V188H186ZM201 189H202V187H201ZM221 189L223 190V188H221ZM233 189H234V188H233ZM233 189H232V190H233ZM16 190L18 191V188H17ZM43 190H44V189H43ZM79 190H77V191H79ZM129 190H128V191H129ZM151 190H150V191H149V190L146 191V190L143 189V193H142V191H141V192H137V193H141V196H142L143 198H144V195H146V196L148 195V196H147L148 198L145 197L146 200H148V199H151V198H149V197H150V194H151V196H152V193L147 194L146 192H151ZM188 190H189V188H188ZM192 190H193V189H192ZM202 190H203V189H202ZM206 190H207V189H206ZM222 190H220V191H222ZM225 190H226V188H225ZM8 191H9V190H8ZM21 191H22V190H21ZM41 191H42V190H41ZM47 191H48V190H47ZM61 191H62V189L60 190V192H61ZM73 191H74V190H73ZM81 191H82V189H81ZM81 191H79V193H82ZM136 191H135V192H136ZM169 191H170V192H169ZM193 191H195V190H193ZM203 191H205V189H204ZM207 191H209V190H207ZM261 191H262V190H261ZM10 192H11V190L9 191V193H10ZM18 192H20V190H19ZM18 192H17V193H18ZM120 192H121V191H120ZM120 192H119V195H120ZM124 192H126V191H124ZM124 192L122 191L121 194H123ZM135 192H133V194L138 195V198H140L141 196H140L139 194L135 193ZM144 192H145L146 194H145ZM162 192H163V191H162ZM180 192H181V193H180ZM195 192H196V191H195ZM215 192H216V191H215ZM215 192H213V193H215ZM217 192H219V190H218ZM223 192H224V191H223ZM223 192H222V193H223ZM236 192H237V191H236ZM259 192H260V190H259ZM7 193H8V192H7ZM11 193H12V192H11ZM13 193H15V190H13ZM13 193L10 194V195H13ZM39 193H40V192H39ZM67 193H68V192H67ZM174 193H170V194H172V197L174 196V198H175V195H173ZM184 193L186 194V192H184ZM189 193H190V192H189ZM192 193H193V192H192ZM205 193L207 194V192H205ZM213 193H212V194H213ZM220 193H221V192H220ZM241 193H242V192H241ZM23 194H24V193H23ZM28 194H29V193H28ZM36 194H37V193H36ZM64 194H65V193H64ZM82 194H83V193H82ZM131 194H132V193H131ZM142 194H144V195H142ZM196 194H197V193H195V195H196ZM208 194H209V193H208ZM229 194H231V193H229ZM38 195H39V194H38ZM46 195H47V193H46ZM115 195H116V194H115ZM115 195H113V196H115ZM160 195H162V197L164 196L163 194H160ZM187 195H188V193H187L185 196H187ZM190 195H191V193H190ZM195 195H194V196H195ZM198 195H199V192H198ZM198 195H197V197H198ZM201 195H202V192H201ZM204 195H205V194H204ZM217 195H218V193H217ZM217 195H216V196H217ZM220 195H221V194H220ZM220 195H219V197H220ZM257 195H258V194H257ZM257 195H256V196H257ZM1 196H2V195H1ZM41 196H42V195H41ZM79 196H80V195H79ZM132 196H133L134 198L137 199V197H135L134 195H132ZM156 196H155V197H156ZM192 196H193V194L191 195V198L189 197V195L187 196V197L190 198V202L188 201L189 203L194 202L193 200H192V202H191V199H192V198H193V199L196 198V196H195V197H194V196L192 197ZM225 196L227 197V195H225ZM229 196H230V199H231V195H229ZM3 197H4V196H3ZM9 197H10V196H9ZM16 197H17V196H16ZM31 197H32V196H31ZM44 197H45V196H44ZM55 197H56V196H55ZM110 197H111V196H110ZM110 197H109V199H110ZM200 197L202 198V196H200ZM209 197H210V196H209ZM219 197H218V198H219ZM222 197H223V196H222ZM222 197H220V199H221ZM226 197H225V198H226ZM239 197H240V196H239ZM244 197H245V196H244ZM4 198H5V197H4ZM33 198L35 199V196H34ZM40 198H41V197H40ZM47 198H48V197H47ZM57 198H58V197H57ZM81 198H82V197H81ZM115 198L118 199V200H115ZM160 198H161V197H160ZM163 198H165V199H163V200H166V199H167L166 197H163ZM174 198H171V199H174ZM182 198L184 199L185 197H182ZM204 198H205V196H204ZM207 198H208V197H207ZM216 198H217V197H216ZM233 198H234V197L232 196V199H233ZM236 198H237V196H236ZM70 199H71V198H70ZM79 199H80V198H79ZM111 199H113V197H111ZM130 199H132V198H130ZM180 199H181V198H180ZM185 199H186V198H185ZM185 199H184V200H185ZM208 199H209V198H208ZM220 199H218V200H220ZM228 199H229V198H228ZM28 200H29V199H28ZM41 200H42V199H41ZM133 200H134V199H133ZM154 200H156V198H155ZM188 200H189V199H188ZM198 200H199V199H198ZM224 200H225V199H224ZM237 200H238V199H237ZM237 200H236V201H237ZM248 200H249V199H248ZM129 201H130V200H129ZM136 201H137V200H136ZM141 201H142V200H141ZM143 201H144V199H143ZM143 201H142V202H143ZM169 201H170V200H169ZM169 201H168V204H169ZM204 201H205V200H203V204H204ZM214 201H215V199H214ZM234 201H235V200H234ZM250 201H251V200H250ZM6 202H7V201H6ZM8 202H9V201H8ZM10 202H11V201H10ZM41 202H42V201H41ZM76 202H77V201H76ZM81 202H82V201H81ZM107 202L109 203V206L107 205ZM132 202H133V201H132ZM134 202H135V200H134ZM137 202H139V201H137ZM147 202H148V201H147ZM179 202H180V201H179ZM195 202H197V200H196ZM205 202H206V201H205ZM208 202H211V201L208 200ZM208 202H207V203H208ZM225 202H227V201L225 200ZM229 202H230V201H229ZM240 202H241V201H240ZM14 203H15V202H14ZM68 203H69V202H68ZM72 203H73V202H72ZM72 203H71V204H72ZM116 203H115V204H116ZM144 203H146V202L144 201ZM149 203H146V204H149ZM162 203H163V204H162ZM176 203H177V202H176ZM183 203H184V205H186V206L189 205V206H188L189 208L192 207L189 203H188V205L185 204V203H187V202H185V201H184ZM199 203H200V202H199ZM207 203H206V206L209 207V206L211 205L212 202L209 203L210 205H209V204L207 205ZM216 203H217V202H216ZM219 203H220V202H219ZM219 203H218V204H219ZM235 203H236V202H234V204H235ZM251 203H252V202H251ZM5 204H6V203H4V205H5ZM12 204H13V203H11L10 206H11ZM15 204H17V203H15ZM19 204H20V203H19ZM19 204H18V205H19ZM21 204H22V203H21ZM27 204H28V203H27ZM71 204H70V205H71ZM73 204H74V203H73ZM73 204H72V205H73ZM136 204H137V203H136ZM178 204L180 205V203H178ZM192 204L194 205V203H192ZM201 204H202V201H201ZM214 204H215V203H214ZM220 204H221V203H220ZM222 204H223V203H222ZM232 204H233V203H232ZM2 205H3V204H1V206H2ZM39 205H40V204H39ZM42 205H43V204H42ZM44 205H45V204H44ZM74 205H76V204H74ZM141 205H142V204H141ZM143 205H144V204H143ZM165 205H166V203L164 204V206H165ZM179 205H178V206H179ZM212 205H213V203H212ZM255 205L257 206L256 203H255V204L252 203L251 206H252V207H253V206L256 207ZM10 206H8V207H10ZM13 206H14V205H13ZM16 206H17V205H16ZM26 206H27V205H26ZM118 206H120V205H118ZM145 206H146V205H145ZM147 206H148V205H147ZM180 206H181V205H180ZM186 206H185V208L188 209V207H186ZM195 206H196V205H195ZM222 206H223V205H221V208L224 209ZM225 206H226V205H225ZM229 206H230V205H228L227 207H229ZM4 207H5V206H4ZM6 207H7V206H6ZM17 207L21 208L20 206H17ZM17 207H16V208H17ZM33 207H34V206H33ZM76 207H77V206H76ZM126 207H128V206H126ZM139 207H140V205H139ZM170 207H169V208H170ZM181 207H182V209L184 208L183 205H182ZM181 207H179V208H181ZM202 207H204V209L206 208L204 205H203ZM202 207H201V208H202ZM210 207H211V206H210ZM213 207H214V205H213ZM2 208H3V206H2ZM2 208H1V211H2ZM11 208H12V206H11ZM13 208L15 209V206H14ZM13 208H12V209H13ZM44 208H45V207H44ZM63 208H65V207H63ZM174 208H175V207H174ZM174 208H173V209H174ZM176 208H177V205H176ZM176 208H175V210H176ZM185 208H184V209H185ZM194 208H195V207H194ZM194 208H192V209H194ZM196 208H197V207H196ZM198 208H199V207H198ZM198 208L196 209L197 211H199V210L201 209V208H199V210H198ZM221 208H220V209H221ZM225 208H226V207H225ZM232 208H233V207H232ZM248 208H249V207H248ZM259 208H260V207H259ZM259 208H258V209H259ZM3 209H5V208H3ZM17 209H18V208H17ZM23 209H24V208H22V210H23ZM26 209H27V208H26ZM45 209H46V208H45ZM83 209H82V210H83ZM86 209H87V210H86ZM140 209H141V208H140ZM142 209L146 210V212H147V209H146V208H142ZM204 209H203V214H204ZM214 209H218L216 205H215ZM234 209H236V208L234 207ZM244 209H245V208L242 207V210H244ZM249 209H250V208H249ZM254 209H255V208H254ZM258 209H256V210H258ZM6 210H7V209H6ZM9 210L11 211V209H9ZM22 210H19V209H18V211H22ZM24 210H25V209H24ZM29 210H31V212H32L34 209H33V210H32V209H29ZM62 210H63V209H62ZM157 210H158V209H157ZM175 210H174V211H175ZM178 210H179V209H178ZM188 210H189V209H188ZM205 210H206V209H205ZM224 210H225V209H224ZM229 210H231L230 207H229ZM238 210H240V209H238ZM238 210H237V211H238ZM252 210H253V209H252ZM256 210H255V211H256ZM14 211H15V210H14ZM38 211H40V210H38ZM44 211H45V210H44ZM109 211H110L111 213H113V214L108 213ZM118 211H119V210H118ZM155 211H156V210H155ZM176 211H177V210H176ZM179 211H180V210H179ZM189 211H190V210H189ZM192 211H193V210H192ZM194 211H195V210H194ZM211 211H213V210L211 209ZM221 211H222V210H221ZM248 211H249V210H248ZM250 211H251V210H250ZM258 211H259V210H258ZM260 211H263V209L260 208ZM23 212H24V211L21 212V213L23 214V216L26 215V214H24L25 212H24V213H23ZM31 212H30V213H31ZM34 212H35V213H34ZM141 212H142V213H141ZM167 212H168V213H167ZM185 212H186V211H185ZM207 212H208V210L206 211V213H207ZM216 212H217V211H216ZM227 212H228V211H227ZM227 212H226V215H225V216H224V214H223V217H227V214H228ZM233 212H234V211H233ZM239 212H240V211H238V213H239ZM241 212H242V211H241ZM246 212H247V211H246ZM251 212H252V211H251ZM2 213H3V212H2ZM15 213H16V212H15ZM15 213H14V214H15ZM21 213L19 212L18 215H20ZM33 213H34V214H33L34 217H36V216H35V214H36V209H35V211H33ZM45 213H46V211L44 212V216H45V217H44L45 220H44V219L40 218V216H42L41 213H38V212H37V217H36L35 220H37V221H39V222L41 221V222L38 224L39 227H40V224H42L41 227H43V226L46 225L47 223H48V224H49V223H51V224L55 223V222H53L54 220H52V218H48V217H50V214L48 213V214H49V216H48L47 213H46V215H45ZM118 213H119V212H118ZM118 213H117V214H118ZM120 213H122V210L120 211ZM171 213H173V212H171ZM175 213H176V212H174V216H175V218H177L176 215H178L179 212H177L178 214H176V215H175ZM182 213H183V212H182ZM186 213L188 214V216H186V217H189V215L191 214L190 212L188 213V211H187ZM186 213H185V215H187ZM193 213H194V212H193ZM193 213H192V214H193ZM199 213H201V212H199ZM199 213H198V215H199ZM209 213H210V212H209ZM211 213H212V212H211ZM218 213H219V212H218ZM218 213H217V216L220 215V214H218ZM221 213H222V212H221ZM229 213H230V212H229ZM247 213H248V212H247ZM256 213H257V212H256ZM39 214H40V215H39ZM107 214H108L109 216H108ZM115 214H114V215H115ZM146 214H147V213H146ZM196 214H197V213H196ZM201 214H202V213H201ZM203 214H202V215H203ZM212 214H214V213H212ZM245 214H246V213H245ZM245 214H244V215H245ZM259 214H260V213L258 212V215H259ZM6 215H7V214H6ZM27 215H28V213H27ZM27 215L24 216V217H29V216H31L32 214H30L29 216H27ZM33 215H32V216H33ZM52 215H53V214H52ZM98 215H99V217H97ZM101 215H102V216H101ZM180 215H181V214H180ZM193 215H194V214H193ZM198 215H196V216H198ZM221 215H222V214H221ZM228 215H229V214H228ZM244 215H243V216H244ZM248 215H249V214H248ZM252 215H253V214H252ZM252 215L249 216V217H250L249 219H248V217H246V215H245V218H247L248 220H250V219L253 220V217L251 218ZM0 216H2V214H1ZM9 216H10V215H9ZM15 216H17V215H15ZM23 216H22V218H24ZM32 216H31L32 220L28 218L26 221L21 220L22 218L20 219L21 215H20V216H17V217H19V219H20L22 222H24V224H22V225L27 226V228H26L25 226H24V228H23L22 225H20L21 222L17 219V220L20 222L19 225H20L23 229L26 228L25 231H23V234H26V230L29 229V228H28L29 225L32 226V228L30 229L31 231H32L33 228H35V227L37 228V226H38L37 223H38V222L35 221V220H33V217H32ZM46 216H48V217H47V220H46ZM100 216H101V218H100ZM111 216H110V217H111ZM117 216H118V215H117ZM127 216H128V215H127ZM132 216H133V215H131L130 217H132ZM165 216H166V215H165ZM165 216H164V217H165ZM191 216H192V215H191ZM204 216H206V215H203L202 217H204ZM210 216H211V215H210ZM210 216L207 217V218H210ZM214 216H215V215H214ZM214 216L212 215V217H214ZM232 216H233V215H232ZM232 216H231V217H232ZM241 216H242V214H241ZM17 217H16V218H17ZM52 217H53V216H52ZM119 217H121V216L119 215ZM133 217H136V218H137V216H133ZM133 217H132V218H129V216H128V218H126V220H127L128 223H129V224H128L129 226L131 225V223H132V225H133V222H135L136 220H137V221H136L135 225L138 223V219H136V218H134L135 220H134L133 222H131V223L129 222L130 220H128V219H131V221H132V220H133ZM139 217H138V218H139ZM192 217H194V216H192ZM192 217H191V218H192ZM199 217H200V216L197 217L198 221L200 220ZM212 217H211V219H213ZM229 217H230V216H229ZM233 217H234V216H233ZM233 217H232V218H233ZM239 217H240V216H239ZM254 217H255V216H254ZM16 218H14V219H15V222H17V221H16ZM38 218H39V219H38ZM58 218H59V217H58ZM175 218L173 217V220H174ZM180 218H181V216L179 217V219H180ZM182 218H184V213L182 214ZM182 218H181V219H182ZM189 218H190V217H189ZM195 218H196V217H194V218H193L194 220H192V221L197 220V219H195ZM200 218H201V217H200ZM204 218H206V217H204ZM204 218H203V219H204ZM207 218H206V219H207ZM215 218H216V216H215ZM240 218H241V217H240ZM240 218H239V219H240ZM243 218H244V217H243ZM243 218H242V220H243ZM245 218H244V219H245ZM260 218H261V216H260ZM9 219H10V218H9ZM25 219H26V218H25ZM63 219H64V218H63ZM68 219H69V218H68ZM70 219H69V221H70ZM72 219H73V218H72ZM93 219H94V220H93ZM108 219H109L110 221H112L110 218H108ZM112 219L114 220V217H113ZM179 219H178V221H176V223L179 222ZM181 219H180V221H181ZM211 219H209V220H211ZM220 219H221V218H220ZM223 219H224V218H223ZM227 219H228V218H227ZM229 219H230V218H229ZM235 219L237 220L238 218L235 217ZM247 219H246V220H247ZM254 219L256 220V222H255V220H254V222H253V221H252V222L256 224L257 221H258V218H257V219L254 218ZM28 220H30V223H31V224H29V225H28V223H29ZM101 220H100V221H101ZM106 220H105V221H106ZM115 220H116V218H115ZM117 220H118V219H117ZM143 220H144V219H143ZM151 220L153 221L154 219H151ZM190 220H191V219H188V220H186V221H190ZM207 220H208V219H207ZM225 220H226V218H225ZM230 220H232V219H230ZM233 220H234V219H233ZM246 220H244V222H245ZM259 220H260V219H259ZM5 221H6V220H5ZM7 221H8V220H7ZM7 221H6V222H7ZM11 221H12V218H11ZM13 221H14V220H13ZM27 221H28V222H27ZM32 221H34L35 223L37 222V223H36L37 226H35V225H34L35 223H33V225L35 226V227H33V225H32ZM100 221H98V222H100ZM110 221H109V222H110ZM124 221H125V219H124ZM171 221H172V220H171ZM171 221H170V222H171ZM182 221H185V220H182ZM201 221H202V220H201ZM203 221H204V220H203ZM211 221H212V220H211ZM240 221H241V220H240ZM6 222H5V224H6ZM9 222H10V221H9ZM19 222H17V223H19ZM52 222H53V223H52ZM107 222H108V220H107ZM109 222H108V223H109ZM112 222H113V221H112ZM144 222H145V223H144ZM154 222H155V220H154ZM154 222H152V223L154 224ZM212 222H213L216 226H215V225H214V226H211V223H209L208 226H210V227H212V228H215V229H218L219 227H221V226H220L221 224H219V223H220V220H219V223H218L217 221L215 222L214 219H213ZM228 222H229V220H228ZM228 222H227V224H228ZM231 222H232V221H231ZM238 222H239V221H238ZM241 222H242V221H241ZM241 222H240V223H241ZM250 222H251V220H250ZM252 222H251V223H252ZM259 222H261V221H259ZM10 223H12V222H10ZM45 223H46V224H45ZM69 223H68V224H69ZM101 223H102V221H101ZM103 223H104V222H103ZM105 223H106V222H105ZM114 223H115V222H114ZM114 223H113V225H114ZM123 223H124V224H123ZM152 223H151V224H152ZM158 223L161 224V225H163V226H162L163 228H162V227H159L160 225H159ZM167 223H168V222H167ZM167 223H166V224H167ZM187 223H188L187 228L189 227V225H197V224H198L197 221L194 222V223H197V224H194L193 222H187ZM187 223L185 222V225H183V226H186ZM190 223H191V224H190ZM192 223H193V224H192ZM199 223H201V222H199ZM223 223H224V220H223ZM223 223H222V225H223ZM246 223H247V221H246ZM253 223H252V225H254ZM2 224H3V223H2ZM7 224H8V223H7ZM7 224H6V225H7ZM13 224H14V223H13ZM43 224H44V225H43ZM56 224H55V227H56ZM68 224H66V225H68ZM88 224H87V225H88ZM91 224H92V223H91ZM99 224H100V223H99ZM141 224H142V225H141ZM157 224H158V225H157ZM174 224H175V222H173V225L171 224V225H172V228L176 225V224H175V225H174ZM183 224H184V223H183ZM204 224H205V223H204ZM206 224H207V223H206ZM224 224H225V223H224ZM230 224H231V223H230ZM238 224H239V223H238ZM16 225H17V224H16ZM49 225H50V224H49ZM84 225H85V230H87V231H83V230H81V229H83ZM123 225H124V226H123ZM128 225H127V226H128ZM156 225H157V226H156ZM168 225H169V223H168ZM168 225H166L167 228L171 226V225H169V226H168ZM180 225H181V227H182V224H180ZM252 225H251V226H252ZM258 225H259V223H258ZM0 226H1V225H0ZM3 226H4V225H3ZM7 226H8V225H7ZM50 226H51V225H50ZM88 226H89V225H88ZM129 226H128V227H129ZM148 226H149V228H148ZM177 226H178L177 228H181V227H179V225H177ZM202 226H204L203 223H202L201 227H202ZM223 226H224V225H223ZM225 226H226V225H225ZM225 226H224V227H225ZM232 226H233V225H232ZM236 226H237V225H236ZM248 226H249V225H248ZM248 226L246 227L247 230H248ZM256 226H257V225H255V227H256ZM262 226H264V224H263ZM21 227H19L21 231L18 230V231H20V233L22 232ZM55 227H54V228H55ZM130 227H131V226H130ZM133 227H134V225H133ZM158 227H159L160 231H159V229H157L158 231L156 232V228H158ZM190 227H191V226H190ZM198 227H199V226H198ZM205 227H206V226H205ZM224 227H223V228H224ZM229 227H231V225H229ZM229 227H228V228H229ZM233 227H234V226H233ZM244 227H245V225H244ZM249 227H250V226H249ZM253 227H254V226H253ZM0 228H1V227H0ZM6 228H7V227H6ZM8 228H9V227H8ZM19 228H18V229H19ZM47 228H48V227H47ZM47 228H46V229H47ZM161 228H162V229H161ZM170 228H171V227H170ZM175 228H176V227H175ZM192 228H193V227H192ZM192 228H191V229H192ZM228 228H226V229L228 230ZM259 228H260V225H259ZM262 228H263V227H262ZM11 229H12V224H11L10 230H11ZM48 229H49V228H48ZM105 229H106V230H105ZM112 229H113V230H112ZM123 229H126V226H125V228H123ZM123 229H121V230H123ZM133 229H135V227H134ZM146 229H150L151 233H149V231L146 230ZM164 229H165V228H164ZM182 229H183V228H182ZM215 229H214V230H215ZM220 229H222V228H220ZM220 229H218V230H220ZM232 229H233V228H232ZM241 229H243V228H241ZM250 229H251V228H250ZM263 229H264V228H263ZM263 229H262V230H263ZM4 230H5V228H4L2 231H4ZM6 230H7V231H6ZM6 230H5L4 233L7 232V235L10 234L11 231L9 232V231H8L9 229H6ZM40 230H42V229H40ZM108 230H110V231H108ZM129 230L132 231L131 228H129ZM145 230H146V231H145ZM168 230H169V229H168ZM168 230H167V231H168ZM185 230H186V229H185ZM194 230H195V229H194ZM203 230H204V229H203ZM224 230H225V228H224ZM224 230H222V231H224ZM227 230H225V234H226V231H227ZM253 230H254V228H253ZM27 231H28V230H27ZM117 231H119V232H117ZM147 231H148V232H147ZM165 231H166V230H165ZM178 231H179V230H178ZM178 231H176V232H178ZM183 231H184V229H183ZM188 231H190V230L188 229ZM188 231H187V232H188ZM196 231L198 232V230H196ZM208 231H209V229H208ZM222 231H220V232L222 233ZM254 231H256V228H255ZM12 232L14 233V231H12ZM24 232H25V233H24ZM192 232H194V231L192 230ZM192 232H191V234H193ZM197 232H196V233H197ZM202 232H203V233H202ZM212 232H213V230H212L210 233H212ZM214 232H215V231H214ZM236 232H235V233H236ZM252 232H253V231H252ZM258 232H259V233H258ZM258 232H256V233L260 234V236H263V235H261V233H260V232H262V231H259V229H258ZM126 233H127V232H126ZM168 233H169V232H168ZM170 233L173 234V232H170ZM179 233L181 234V230H180ZM179 233H178V234H179ZM235 233H233V234L235 235ZM246 233H247V232H246ZM253 233H255V232H253ZM14 234H16V232H15ZM14 234H13V235H14ZM17 234H18V233H17ZM28 234H29V233H27L25 236H28ZM159 234H160V233H159ZM174 234H175V233H174ZM186 234H187V233H186V231H185L184 235H186ZM194 234H195V233H194ZM194 234H193V235H194ZM207 234H208V233H207ZM216 234H217V232H216ZM222 234H224V233H222ZM3 235H5V234H2V236H3ZM11 235H12V234H11ZM11 235H8L7 237H9V236L11 237ZM51 235H52V236H51ZM250 235H253V234H250ZM20 236H22V233H21ZM33 236H34V235H33ZM33 236H32V237H33ZM37 236H38V237H37ZM160 236H161V234H160ZM179 236H180V235H179ZM186 236H188V234H187ZM186 236H185V237H186ZM189 236H190V235H189ZM0 237H1V236H0ZM5 237H6V236H5ZM183 237H184V236H183ZM20 238H21V237H20ZM36 238H31V237L28 236V238H24L23 240L18 241V242H16V243H13V244H11L10 246L7 245V247H5V248H3V249H4V251H8V253L11 252L12 256H14L15 254H20V253H21L20 255L23 254L22 256H18L19 258L24 257V254L26 255L25 257H27V254H28V255H31V254L34 255L37 251L40 250L39 247H37V246H39L40 242H38L37 240H39V239L36 240ZM94 238H96V237H94ZM135 238L139 239V241H141V243L143 242L144 245L146 244L147 241L149 242V240H151V239L154 240V241H151V242H152V243L155 242V243H153V244H152V243L148 244V242H147V244H148L147 246L142 245L143 247H138V246H135V247H134V243L137 244V241L134 240ZM176 238H178V237H177V234H176ZM254 238H253V239H254ZM260 238H261V237H260ZM16 239H18V238H16ZM16 239H15V240H16ZM25 239H26V240H25ZM41 239H40V240H41ZM182 239L185 240L184 238H182ZM249 239L252 241V238H249ZM262 239H264V238H262ZM7 240H8V239H7ZM18 240H19V239H18ZM121 240H125V241H127V243H126L125 245H124L123 243L121 244V242H120ZM180 240H181V239H180ZM187 240H188V239H187ZM193 240H194V239H193ZM193 240H192V241H193ZM198 240H199V238H198ZM198 240H197V242H198ZM242 240H243V239H242ZM11 241H12V240H11ZM43 241H46V240L43 239ZM134 241H136V242H134ZM139 241H138V242H139ZM9 242H10V240H9ZM14 242H15V241H14ZM105 242H106V241H105ZM123 242H124V241H123ZM179 242H180V241H179ZM187 242H189V241H187ZM193 242H194V241H193ZM195 242H196V240H195ZM11 243H12V242H11ZM47 243L49 244V242H47ZM83 243H84V242H83ZM100 243H101V242H100ZM100 243H97L98 246H100L102 249H104V246H105V245L102 246ZM103 243H104V242H103ZM139 243H140V242H139ZM190 243H191V242H190ZM256 243H257V242H256ZM9 244H10V243H9ZM191 244H193V243H191ZM191 244H190V245H191ZM49 245H51V243H50ZM111 245H112V244H111ZM137 245H138V244H137ZM178 245H179V244H178ZM183 245H184V244H183ZM190 245H189V246H190ZM187 246H188V245H187ZM195 246H196V245H195ZM197 246H198V243H197ZM42 247H43V246H42ZM42 247H41V248H42ZM46 247H47V246H46ZM46 247H45V248H46ZM85 247H89V249L92 248V249L97 250L95 247H93V246H91V245H88V244H86ZM133 247H134V249H132ZM177 247H176V248H177ZM181 247H182V249L185 248V247H183V246H181ZM191 247H192V246H191ZM199 247H200V246H199ZM204 247H202V248H204ZM214 247H215V246H214ZM55 248H56V247H55ZM189 248H190V247H188L187 249H189ZM1 249H2V248H1ZM42 249H43V248H42ZM48 249H49V248H48ZM118 249H117V251H118ZM131 249H132V250H131ZM210 249H211V248H210ZM212 249H213V248H212ZM216 249H217V248H216ZM43 250H44V249H43ZM50 250H51V249H50ZM217 250H218V249H217ZM4 251H1V252H0V257H5V256H7L6 254H8V253L4 254L5 256H1V255H3V253H5ZM117 251H116V252H117ZM121 251H119V252H121ZM212 251H213V250H212ZM241 251H243V253L248 254V256H244L245 254H244L243 256H241V255H240ZM40 252H41V251H40ZM42 252H43V251H42ZM100 252H101V253L103 252V253H102L103 256H106V257H107V256H111L110 253H109V252H110L109 249H108V251L105 249V250H102V251H100ZM122 252H121V253H122ZM38 253H39V252H38ZM38 253H36L35 255L37 256ZM127 253H126V254H127ZM43 254H44V253H43ZM43 254L41 253V254H39V255L42 256ZM8 255H9V254H8ZM39 255H38V256H39ZM113 255H114V254H113ZM9 256H10V255H9ZM12 256H11V258H12ZM115 256H116V255H115ZM121 256H122V254H121ZM7 257H8V256H7ZM8 258H9V257H8ZM39 258H40V257H39ZM2 259H3V258H2ZM4 259H5V258H4ZM6 259H7V258H6ZM9 259H10V258H9ZM21 259H22V258H21ZM16 261H17V260H16ZM16 261H15V262H16ZM6 262H7V261H6ZM13 262H14V260H13ZM122 263H123V262H122ZM11 264H12V263H11Z\"/></svg>","mask_w":264,"mask_h":264}]
</instances>
